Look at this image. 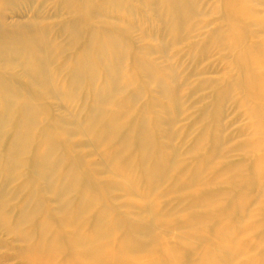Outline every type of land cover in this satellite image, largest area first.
Returning <instances> with one entry per match:
<instances>
[{
    "label": "rangeland",
    "instance_id": "rangeland-1",
    "mask_svg": "<svg viewBox=\"0 0 264 264\" xmlns=\"http://www.w3.org/2000/svg\"><path fill=\"white\" fill-rule=\"evenodd\" d=\"M100 1H101V3H100ZM107 1L108 0H90V1L79 0V1H77L79 4H77L76 0H0V34L2 35V36L0 35V52H1L0 53V76H1L0 77V80H1L0 81V87L3 86L4 84H7V85L9 84V85L17 87V88H22V89H25L33 98H35V101L38 103V117L40 119V121H39L40 125L38 124L36 129L33 131L31 137H32V141H33V134L35 135V133H36V135H37V130L39 129L40 131L38 130V136L40 138L35 135L34 139H35L36 144H34L35 142H33L32 144H29V146L31 147L34 144L35 146L32 148L34 150L37 149L39 152H41V154L39 155V154H37V150L33 151V149L31 150L30 147L28 149L24 148L22 150L23 152L19 155V157L17 156L18 158L16 157L17 159H14L15 161L12 165V168L10 165L7 167H4V166L2 167L0 165L1 166L0 167V181L2 182V183H0L1 191H2V189L7 188L6 194L9 198L11 197L12 199H13L15 194H17V195L22 194L21 197H19V195L15 196L14 200H16L18 198H19V200H16L15 204H13V205H11L12 202L10 203L8 198H7V200L9 202L7 203L6 197H5V200L0 199V202L2 201V203L5 201V203L0 204L1 205L0 206V213L2 214V212H4L0 217L2 218L3 215L7 216V217H4L7 219H8V217H10L8 220H6V219L0 220V224L3 225V226L0 225V264H36L38 262V257L40 258L38 264H42L44 259L41 257L46 256L49 253V252L44 251L46 253H44V255H43V253H41L42 247H43V250H47V249H49V247L51 248V246H52V248L54 249V247H55V250H56V248H58L60 245H62V247L60 246L61 247L60 249L63 248V250H64L65 249L64 246L67 245V243H68L67 247L72 246V245H73V247H76L75 248L76 250L73 248L75 255H73V252L70 251V248L72 250V247H70V248L68 247V248H66V250H64L65 252L63 250H61L60 252L56 251L58 254L64 252L66 255L65 254H63V255L66 257H63V255L59 254L60 257L62 256V258H60V257L58 258L56 255L57 254L56 252L51 253V255L54 256V257H52L49 253L46 256L47 258L45 259L46 260L45 262L48 261L47 263L50 262L49 264H55V263L56 264H70L72 262H75L74 264H78V263L79 264H84V263L85 264H91V263H93V264L97 263L98 264V262L100 264L102 262H103L102 264H107V263L108 264H127L126 261L131 259L132 260V261L130 260L131 264H137L138 263L137 260L139 259V256H140L139 264L143 263L144 259L146 260V264H158L159 262H161V264H165V263L169 264L170 261H171L170 264H178L177 262L181 263V262H183L184 259H185L184 262L181 264H205V262H206V264H210V263H214V262H215L214 264H220V263L221 264H230V263L231 264H264V259H263L264 258V0H186V1L183 0L184 2L182 0H176L175 2H172L173 0H168L169 3H167V1H165V0H161V1L158 0L159 4H157L155 2V4L159 6V7H156V9H154L156 5H153L155 0H147L148 2H144V1L141 2L139 0H130V1L127 0L128 2L121 1V0H109V2H107ZM150 1H153V2L150 4ZM139 2H141V3H139ZM176 2H177V4L175 5ZM119 3H120V5H119ZM146 3H148L150 5H148ZM161 3H162V5H161ZM163 3H165V5H163ZM184 3H186V4H184ZM78 5H80L81 7ZM89 5L92 7H90ZM166 5H167V7H166ZM152 6H154V8H152ZM163 6H165V7H163ZM169 6H171L170 9H169ZM97 7H99V8H97ZM76 8H77V10L75 11ZM174 8H175V10L177 9L176 11H178V14L174 15V13L176 12L175 10L173 11ZM86 9H88V10H86ZM123 9L127 10L128 12H123L124 11ZM153 9L156 11L154 12ZM158 9H160V10L162 9L163 11L162 10L161 11L163 13H160L161 12L160 10L157 11ZM192 9H194L193 15H192V13H193ZM79 11H82V13H80ZM89 11H90V13H89ZM164 11H166L167 16H169V15H172V16L168 17L169 19L168 18L163 19L164 17L160 16V14L161 15L164 14ZM101 12H103V13H101ZM156 12H158V13L156 14ZM184 12H186L187 14H185ZM115 13L116 14L118 13V15H116ZM125 13H127V14H125ZM78 14H79V16H78ZM182 14H184L185 17H187L188 19L185 18L184 15H182ZM83 15H84V17H83ZM103 15H105V16L103 17ZM157 15L160 17H158ZM94 16H95V18H94ZM98 16H101V17H98ZM174 16L176 17V19H173ZM179 16H181V18ZM182 17H184V18H182ZM76 20L80 21L81 23L80 22L77 23ZM169 20H172L171 24H169L170 23ZM70 21H71V23H70ZM73 21H75V22H73ZM87 22H89V23H87ZM167 22H169L168 23L169 25L167 24ZM183 23H185L184 26L180 27L179 24L183 25ZM68 24L70 25V27L67 26L66 29L69 28L70 29V30L68 29L69 31L73 30V28H77L76 31L80 35L79 38H81V40H78V42L82 43V44L81 43L79 44L80 45L79 47L82 51L87 49L90 52L92 50V48L95 47V45L98 46V42L100 43V41H101V44L104 43V45H107L108 41L110 40L109 42L115 43V45H116L114 51L108 50L106 48V46L105 47L103 46V48H100V50L103 49L102 55L103 56L105 55L107 57V59H110L108 61L112 62V63H106L104 65L103 64L100 65V63H98V60H97L98 59L97 55H100V50H99V54H97L99 46L97 48H94L93 52H91L94 60H93V63L90 67L91 69L89 68V70H87V72H88V74L90 72H92V75L94 74L95 76L93 78H91V76H86L87 75L86 74L85 76H83V78H82L83 81L81 80L80 86L77 85V83L79 81L76 80L77 76H76V72L74 71L75 70V63L74 62H76L75 61L76 59H79L76 57L78 55L82 54V51L79 50L78 44H77V47H75V45H76L75 43H77L76 39L75 40L71 39L72 37L69 36V34L73 35V32H71V33H69V31L66 32L65 26ZM88 24L90 25L89 27L84 26V25H88ZM101 25H102V27H101ZM176 26L178 28H176ZM61 27H62V29H64L63 34L60 33V32H62ZM84 27L87 30L89 28V31L85 30L83 32L82 30H84ZM173 27L176 30H174ZM104 28L106 30H108L107 33H105ZM38 29H40L39 32L41 31V29L45 30V32H46V29H47V31L50 34V37H47V36H49V35H46L48 32L45 33L43 30L42 31L44 32V34L42 33L40 36ZM113 30H115V32ZM110 32L112 34H110ZM67 34H68V36H67ZM90 34H91V36L94 34L95 35L99 34L100 38H98V35H97L98 39H95L96 38L95 36L90 37ZM42 35H46V36H42ZM31 36H32V38H31ZM107 36L110 37V39L108 41H107ZM120 36H122V37H120ZM86 37H87V39H86ZM89 37H90V39H89ZM130 37H132V39ZM118 38H119V40H118ZM120 38L122 40H120ZM24 39H25V42H24ZM32 39L38 41V43L41 42V45L43 46V47H40V45H39V48L37 49V52H38L36 54L38 57L37 59H39V58L41 59L42 57L45 56V54H42V53H44L45 50L47 51L46 56H45L46 59L50 60L49 58L51 56L50 61H47L44 57V59L47 62V64L45 62V65L43 64L44 66L42 67V71L46 72V76H44V78L37 77L34 74L32 67H30L31 69L28 68L29 66L27 67L28 58L30 59L31 55L36 53L35 48H34V44L36 41L33 42ZM43 39H45V40L43 41V44H42ZM51 39L53 40L52 44L50 42V41H52ZM126 39H128V40L130 39V40L128 42H126L127 41ZM46 40L49 43H47ZM54 40H55V42H54ZM73 40H74V43H72ZM84 40H85V42H82ZM96 40H97V42H96ZM124 40L126 43H128L127 44L128 46L126 45V43H124ZM3 41H4V43H3ZM130 41H131V43H130ZM21 42H22V44H21ZM69 42H71L70 45H68ZM86 42H88V43H86ZM89 42H93L94 44H92V45H94V47L92 45H90ZM45 43H46V45H50L51 48L54 47V43H55V46H57V48H58L59 56L57 55V57H56V55H55L57 48H55L56 49L55 51L49 49L50 47L45 49L44 48ZM72 44H73V46H71ZM121 44H122V46H121ZM131 44H133V45H131ZM88 45H90V46H88ZM70 46H71V49H70ZM81 46H82V48H81ZM4 47H6V48H4ZM74 47H75L76 52H74V50H73ZM132 47H134V49H132ZM1 49L3 51H5V53L2 52ZM22 49H23V51L21 53ZM40 49L42 50V53L40 52L41 51ZM52 49H54V48H52ZM95 49H97L96 52H95ZM128 49H129V51L130 50L134 51L132 53L133 55H129ZM49 50L54 51V54H52L53 52H50ZM72 50L74 52L73 54H72ZM13 51H14V53H13ZM48 51H49V53H48ZM120 51L122 53L121 54L122 56L119 55ZM62 53H63V56L65 58H62ZM76 53H78V54L76 55ZM126 53L129 55V57L132 56V57H130V59L132 58L131 61H133V62L128 61L129 57L125 56ZM138 53H141V54H138ZM41 54H42V57H41ZM109 54L112 55L113 57L107 56ZM74 55H76V57ZM137 55L140 57L138 58ZM34 56H35V54H34ZM117 56H119V57H117ZM70 57L71 58L75 57L74 60L73 59L71 60V61H73V62H71V64L74 63L73 64L74 67L72 65L69 66L70 60L68 61V58L71 59ZM78 57H80V56H78ZM58 58L60 59V61L58 60ZM66 58H67V61H66ZM15 59H17V60H15ZM12 60H15L16 62H12ZM19 60L21 61V63H23L22 65H21V63L19 64ZM51 61H53V62H51ZM64 61L66 62V64L64 63ZM125 62H127V65ZM137 62H139V63H137ZM148 62L151 63L150 64L151 66L149 65ZM58 63H60V64L62 63V65H61L62 68L60 66H59V68H57ZM97 63H98V65H97ZM51 64H53V65H51ZM121 64H122V66H121ZM46 65H48V67ZM124 65H126V66L124 67ZM156 65H157V67H155ZM67 66H69V69H70L69 71L72 70L73 74L68 71ZM106 66H110V67L114 68L116 70L117 75H114V74L112 75L110 73V71L108 72V69L110 70V67L107 68ZM127 66H128V69H127ZM135 66L137 68H135ZM26 67L28 68V70H26L27 69ZM72 67H73V69H72ZM98 67H100V69ZM153 67H155V69ZM93 68H94V71H93ZM101 68L103 70H101ZM51 69H53V70H51ZM135 70H136V72H135ZM25 71H27V72H25ZM162 71H164V72L162 73ZM28 72H30V73H28ZM59 72H61V73H59ZM95 72H97V73L95 74ZM99 72L102 73V75L100 73V78H101L100 83H98L99 82V74H98ZM156 72H158V74ZM159 72H161V73H159ZM51 73H52V75H51ZM103 73L107 76L103 75ZM124 73H127V74H124ZM129 73H131V74L129 75ZM132 73L133 74L137 73L138 75L140 74L139 76L141 78V81L138 82L137 79L140 80V78L139 77L136 78L137 74H134L136 77H133L134 75ZM155 73L157 74V76L155 75ZM160 74H162V76H163V74H165L164 79L166 81H164V82L166 83L167 87L169 86V89L165 87V83L163 82V80H161V79H163V77L161 78ZM60 76L61 77L63 76V77L61 78ZM59 77H60V82H58ZM72 77H73V79H71ZM103 77L107 78L108 82L107 83L103 82V83H106V85H108L109 88L105 84H101ZM108 77L111 80H109ZM131 77H132V79H131ZM127 78H129V80L125 81ZM9 79L12 80V82ZM134 79L138 82V84H136L137 82ZM86 80H87V82H86ZM112 80H113V82H112ZM142 80H143V82H142ZM159 80H160V82H159ZM61 81L63 84L61 83ZM92 81H95V87L98 89L105 90V88H106L107 91L109 89V91L115 90V92H116V93H114L115 96L113 95L114 99L113 98L111 99V102L109 105V109H110L109 111H111V113H106L105 114L106 116L104 115V116H102L101 119H98L99 121L96 119V117H93V115H94L93 113L89 112L92 109V104H90V101L92 103L93 97L91 96L90 93H88V91L84 92L82 87H81V84L85 83L84 85L82 84L83 87L84 88L86 87L85 90H89L90 84H92L91 83ZM103 81H106V79H103ZM110 81H111V83H110ZM66 82H67V84H66ZM69 82H71V84ZM140 82H141V85L139 86ZM144 82H146V84L150 87H147V85ZM108 83L112 84V86L109 85ZM132 83H133V85H132ZM98 84H101V86L99 87ZM135 84H136V86H135ZM68 85H70L69 86L70 88H68ZM126 85L128 86V89H127ZM133 86L136 87V89H134ZM137 86L140 89H138ZM141 86H143L144 89ZM57 87H58V89H56ZM130 88H132V89L130 90ZM71 89H73L74 91ZM142 89H143V92L145 90L147 91V92L145 91L146 96L148 95L147 97L145 95L141 94ZM70 90H71V92H70ZM126 90L128 92H126ZM132 90L135 91V93ZM139 90H140V92H139ZM167 90L169 92H167ZM171 91L173 92V93H171L172 97L170 94ZM86 93H88V95L90 96L89 100H88V95ZM77 95L79 97H77ZM122 95L125 96V98H120ZM73 96L75 97L74 100H76L75 106L73 105L74 104L73 103V101H74ZM128 96H130V97H128ZM164 96H165V98H164ZM0 97H2V96L0 95ZM82 97H83V99H82ZM131 97L133 99H131ZM149 97H150V99L148 101ZM76 98L77 99L81 98V99H79L81 101H78ZM90 98H91V100H90ZM128 98H129V100H127ZM174 98H176V99H174ZM42 99H43V102H42ZM119 99H121V100H119ZM142 99L143 100L147 99L146 102L147 101L148 102L147 103L143 102ZM82 100L83 101L86 100L88 103L85 101L83 102ZM155 100H156V102H155ZM78 102H80L82 105ZM134 102H136V104ZM154 102H155V104H154ZM77 103L79 105H77ZM85 103H87L88 105H85ZM157 103H160L159 104L160 106ZM161 103H163L164 105ZM45 104H46V106L44 108L43 105H45ZM89 104L91 105V107ZM111 105H113V107ZM161 105L163 106V108H160ZM47 106L51 109L47 108ZM134 106H136L138 109H136ZM141 106H142V108H141ZM76 108H79V109H77V112H74V111H76ZM126 108H127V110H126ZM81 109H82V111H80ZM115 109H116V111H115ZM41 110H43L42 113H41ZM134 110H137V112L135 111V114L137 116H135L134 112H132ZM45 111L49 112L50 114L49 113L46 114ZM83 112H84V114H83ZM112 112L113 113L116 112V113H114V115H112L113 114ZM150 112H152V115ZM13 114L14 115H12V113H11V115H10V113H9V115H6V116H2L0 114V138H1L0 144L3 142L4 137L8 136V139H9V141H8V139L5 138L4 143H2L0 146L1 147L0 151L2 152L1 153L2 156L0 154V158H1V160L3 158L2 164L6 163V162H4V159H6L7 154H8L9 148H6L7 146H9L8 142H11L10 140H12L13 137H16V126H17L16 120L18 119V116L19 117L22 116V113H13ZM81 114H83L84 118H83V116L79 117V116H81ZM154 114H155V116H154ZM48 115H50L51 120L49 119L50 117H48ZM131 115H133V116H131ZM141 115H142V117H141ZM44 116H47V117H44ZM112 116H114L115 119ZM137 117H139V120L137 119ZM80 118H82V119L80 120ZM131 118H133L134 121ZM60 119L64 120V121H61ZM46 120H48V121H46ZM127 120L130 122L131 121L134 122V124L127 123ZM105 121L107 123H105ZM50 122H52V123L50 124ZM59 122H61V123H59ZM67 122H70L71 124H69ZM87 122H88V124H87ZM135 122L138 125H140L139 126L140 128L138 127V125H136ZM138 122H140V123H138ZM99 123H100V125H99ZM145 123H146V126H145ZM90 124H91V126L88 127ZM102 124H104L105 126L103 125L101 128ZM41 125L43 126L42 128H41ZM58 125H62V126H58ZM70 125H71V127H70ZM121 125H123L124 128H127L126 125H130L128 127L129 129H126V130H128L129 133H127L126 130L123 131L124 128H122L123 126H121ZM141 125L145 126V127H142ZM152 125H154L155 128L151 127ZM61 127L63 129H61ZM65 127H67V128H65ZM103 127H106V128H103ZM130 127H132V128L130 129ZM120 128H122V129H120ZM119 129L122 131H120ZM152 130H153V133H152ZM144 131H147V132H144ZM12 132L14 135L12 134ZM92 132H93V134H92ZM103 132L105 133V135L103 134ZM122 132L123 133L125 132V133L123 134ZM132 132H136L137 135H136V133H132ZM8 133L9 134L11 133V135H13V136L8 135ZM60 133H62V134H60ZM121 133L123 136H121V138H120L119 136ZM115 134H117L119 136H117ZM127 134L129 136H127ZM132 134H133V136H132ZM153 134H154V136H153ZM92 135H93V137L91 138ZM124 135H125V137H124ZM134 135H136L137 137H134ZM42 136L47 139V142L44 143L43 148L41 145V144H43V143H41ZM141 136H142V138H140ZM151 136H153L152 139H151ZM123 137H124V140H125V138H126V140L128 139L127 143L125 141L123 142ZM148 137H150L151 142L148 140ZM118 138H120L121 140ZM146 138H147V141H146ZM163 138H165V139H163ZM38 139L40 140V142ZM50 139H51V141L48 142V140H50ZM139 139H142V140H139ZM143 139H144V141H143ZM5 140L8 142H6ZM37 140L39 143L37 142ZM55 140H56V142L54 143ZM129 140L131 141L132 145L130 144ZM114 141H115V143H113ZM135 141L136 142L138 141L137 144H139L140 147H138L139 145H137L136 143H135L136 145H134ZM140 141H142V142H140ZM122 142L124 144H122ZM154 142H156V143H154ZM112 143L115 146H113ZM37 144L41 145V146H39L40 148L37 147ZM111 145L113 147H111V149L108 148ZM124 145H126V146H124ZM215 145H216V147H215ZM116 146H117L118 151H116ZM118 146H119V148H118ZM123 146L125 147V149H122V148H124ZM134 146H136L135 149L138 151H135ZM145 146H147V148ZM151 147H153V148H151ZM5 148H6V150H5ZM52 148H53V150H52ZM128 148L129 149L133 148V149L129 150ZM63 149H64V151H62ZM106 149H107V151H106ZM126 149H127V151H126ZM195 149H196V151H195ZM26 150H27L28 154L32 151V153H31L32 155H34V152H35V154L37 156H43V153H44L45 154L44 157L47 156L49 158L48 159V162H49L48 166L50 168V172H51L50 174L52 176L50 181H47V182L42 181L41 179L36 177V175H35L36 173H35V169H34V163L36 162V160H32L30 158V157H32V156H30L31 154L29 155L30 156L29 157L27 153H24ZM28 150L30 152H28ZM111 150L112 151L115 150L116 154L114 155V151L112 152ZM216 150H217V152H216ZM5 151H7V152H5ZM118 152L121 156L118 154ZM126 152H127V154H126ZM129 152H130V155L128 154ZM139 152H141V153L138 155ZM157 152H158V154H157ZM59 153H60V155H59ZM133 153H136V156H135V154L133 155ZM165 153H166V155H165ZM213 153H214V155H213ZM23 154L24 155L26 154L27 157L23 156ZM64 154L70 158L68 159V157L65 156ZM173 154L177 157H175ZM208 154H209V156H207ZM76 155L79 156L80 158L77 157ZM124 155L125 156L127 155L130 158L127 157L125 159ZM159 155H160V157H158ZM205 155H206V157H205ZM146 156H147V158H146ZM169 156H171V157H169ZM24 157L28 158L27 159L28 161H30L29 160V158H30L31 164L29 162L26 163L27 162L26 158L24 159L26 162H24V163L21 162L22 158H24ZM173 157L175 158L174 160H173ZM202 157L205 159L204 162L201 161V159L203 160ZM32 158L36 159V156L35 157L33 156ZM142 158H143V160H142ZM197 158L199 160H197ZM72 159H73V161H72ZM121 159L123 160L122 162H126V163H122ZM147 159H149V160H147ZM125 160H127V161H125ZM139 160H140V162L143 163V165H142V163L139 162ZM170 160H172V162H174V163H172V162L170 163ZM196 160L202 166L197 163L199 165L198 166L196 164ZM51 161H52V163H51ZM71 161L73 163H71ZM177 161H178V163H177ZM179 161H180V163H179ZM79 162L83 163V164L77 165V164H79ZM151 162L152 163L154 162L153 165ZM21 163H23V164H21ZM117 163H120L125 167L123 168L120 164H118L122 168V170H120L121 168L120 169L118 168L119 166L117 165ZM194 163L196 165H193ZM24 164H25V166H24ZM66 164H68V165H66ZM32 165H33V167H32ZM192 165L195 166V168L194 167L191 168ZM30 166L33 168V170L31 169ZM74 166H75V168H74ZM78 166H80V168ZM178 166H179V168L180 167H182V168L179 169ZM188 166H189V168H188ZM64 167H66V169ZM172 167H173V169L171 170ZM21 169L22 170L26 169V171L23 170L25 173H30L29 169H31L30 171H32V172L29 175L25 174V173L21 174V172L23 173V171H21V172L19 171ZM168 170H169V172H168ZM72 171H73V173L71 174ZM85 171H87V172H85ZM221 171H224V174ZM16 172L20 173L21 176L18 173H17L18 174L17 175ZM81 172H83L84 174ZM121 172H122V174H121ZM78 173H79V175H78ZM88 173H89V175L90 174L91 175L88 176ZM152 173H154V175ZM156 173H157V175H156ZM13 174H15L16 176H14L12 178ZM73 174H74V176H73ZM159 174H160V176H159ZM176 174H177V176H175ZM187 174H189L188 177L190 176L191 178L192 177L193 178L197 177V178L196 179L192 178L193 179L192 180L189 177L192 180L190 182V179L187 177ZM215 174H216V176H215ZM227 174H228V176H227ZM9 175H10V178H9ZM26 175H28V176H26ZM59 175H61V176H59ZM82 175L83 176L86 175L83 178L84 180L81 179ZM170 175H173V176L171 177ZM1 176H2V178H1ZM23 176L25 179H23ZM31 176H32V178H31ZM56 176L60 177L61 179L56 181L58 179V177L56 178ZM68 176H71L72 179ZM169 176L173 179L171 180V178ZM202 176L208 177V178L204 177L205 179H209L211 177L209 182L206 180L208 183L206 187L204 185V184H206V181ZM17 177L18 178L20 177L19 180L21 179L20 180L21 185L18 183L19 180H18V182H16ZM185 177L188 178V180L185 179ZM14 178L16 181L14 180ZM28 178H29V180H28ZM68 178L70 179V181L72 180L71 183H69L70 181ZM79 178L83 181H85V179L88 178L84 182L86 184L83 185L86 188L82 186L83 181H82V183H80L81 180ZM129 178H131V179H129ZM30 179H32V180H30ZM52 179H54V180H52ZM108 179H110V181ZM180 179L183 180V182L180 181ZM198 179H199V181H197ZM202 179H204L205 183L202 181ZM231 179H232V181H231ZM9 180L11 181V183L8 182ZM33 180H35L34 182H36V183L32 182ZM60 180H63L62 184L63 185L65 184L64 187L61 184ZM78 180H79V182H78ZM91 180L93 182L92 185H91V183H92ZM107 180L110 183L106 184V182H108ZM225 180L227 181V183L232 182V186H230L231 185L230 183L228 185ZM140 181H142V183ZM214 181H215V183L212 185V183ZM30 182H32V184H30ZM49 182L52 185L51 184L49 185ZM115 182H118V184ZM27 183H29V185H28L29 188L27 186ZM37 183H39L43 188H41V186H39V184L36 185ZM46 183H47V186H46ZM57 183L59 184V186L57 185ZM110 184H112V186ZM113 184H114V187H113ZM119 184L122 186H119ZM176 184H177V186H179V184H180V186L176 187ZM185 184H187V185L185 186ZM19 185L22 187L24 186L27 190L25 188H24L25 190H22L23 188L20 187ZM69 185L71 186V188H70L71 191L70 190L65 191L66 187L67 188L70 187ZM77 185H80V186H78L79 188L82 186L81 188H83V189H81V188L77 189L76 188ZM214 185L217 188H213V187H215ZM35 186H37L38 189L35 188ZM73 186H74V188H72ZM104 186H106L105 189L103 188ZM117 186H119V187H117ZM53 187L55 189L57 188V190L55 191L53 189ZM90 187L91 188L93 187L92 188V194H91V190H90L91 188ZM109 187L110 188L112 187L113 190L110 189ZM188 187H189L190 191H188L189 190ZM33 188H35L34 189L35 192L32 191ZM40 188L42 189V191H39V190H41ZM117 188H118V190H117ZM176 188H178V190H179L178 192H177ZM202 188H203V190H202ZM17 189L19 190V192ZM99 189H101V190H99ZM122 189L124 190V192L126 190V192H128V193H126V192L124 193ZM180 189H181V191H180ZM15 190H16V193H15ZM21 190H22V192H21ZM148 190H149V192H148ZM12 191H14L13 192L14 194H11ZM23 191H25L24 194H23ZM31 191L34 192V194ZM79 191H80L81 195L80 194L77 195V193H79ZM96 191H97V193H96ZM98 191H100V193H102L105 196H101L102 194L100 195V193H98ZM103 191H105V192H103ZM196 191H198V192H196ZM5 192L4 193L2 192V193L5 194ZM60 192L62 195L60 194ZM195 192H196V194L194 195L193 193H195ZM28 193H29V196L27 195ZM63 193H65L64 195L66 197H63L64 196ZM72 193H73V195H72ZM74 193H76L77 198H76V196H74L75 195ZM211 193L213 194V198H210V197H212ZM9 194H11V196H9ZM36 194H38V195L36 196ZM88 194H91V195L97 197V198H94L95 199L94 205L92 206V208L90 210H89V208H87L88 210L85 209L88 201L91 198V195H90V198L87 199V197H89ZM0 195H2V194H0ZM26 195H27L28 199H26ZM68 195H70V196H68ZM201 195H202V197H205V198H200ZM217 195H220L222 199L218 198L220 196H217ZM4 196L3 197L1 196V197L4 198ZM33 196H36L35 202L33 200L34 199ZM55 196H57V200L60 199L61 202L64 199H66L63 201V203H65V204L58 202L60 205H57L56 204L57 200H56ZM207 196H210V197H207ZM69 197L71 200H69ZM214 197H216V198H214ZM11 198H10V200H12ZM37 198H39V200ZM52 198L53 199L55 198V201H51ZM73 198H76L77 202ZM101 198L105 199V201L101 202V200H100ZM209 198H210V200L214 199V201L211 202L212 203L211 204V206H212L211 211L214 212L215 215L217 214L216 217H215V215H213V213L209 212L210 211L209 208L211 207L210 205H208V203L210 204V200H208ZM29 199L33 200V201L31 202ZM72 199L75 201H73ZM106 199L109 201V203L113 201L112 203L114 204V206L116 208L113 206L112 203H111L112 205L108 204V201H106ZM193 199L195 201L197 200L196 201L197 203H200V202L201 203L196 205L197 206L196 207L195 201ZM217 199H218V201H221L222 204L224 205V206L222 205V207H226L227 204H228V206L225 209L223 208V210H222V208H220V210H219V208H217L216 209L217 211L216 210L213 211V209L220 206L219 204H221V202H218V201L216 202ZM40 200H41V202L44 203V204L42 203L43 206L40 205V203H39ZM67 200H69V202ZM205 200L208 202H206ZM23 201H26V202H23ZM71 201H73V203H71ZM67 202H68V204H67ZM133 202L135 205L133 204ZM179 202H180V204H179ZM13 203H14V201H13ZM20 203H22V204H20ZM34 203H36V204L39 203V205L34 206ZM75 203H77V204H75ZM213 203L217 204V206H215L216 204L214 205L215 208H213L214 207ZM225 203H226V205H225ZM6 204H10L6 208L8 211L7 210L3 211L2 210V209H4L3 206L4 207L7 206ZM61 204H62L61 209H57L58 207L61 206ZM72 204L75 205V208H74V205H72ZM100 204L102 205V207H100ZM63 205L66 206L67 210H69V206L72 205V207L70 208L71 212H70V210H69V212H67V210L63 207ZM151 205H153V207H148ZM189 205H190V207H189ZM199 205H200V207H198ZM204 205L206 206L205 208H204ZM37 206H40V207H37ZM97 206L101 209H99ZM19 207H21V210H22L21 213L19 211L20 209H18ZM26 207L28 208V211L30 209L32 210V211L30 210L28 212L30 214V215L29 214L28 215L32 216V217H29L28 215H25L26 217L24 216L23 212L25 214H27L25 211V210H27ZM81 207H83V209ZM135 207H137V208H135ZM40 208H41V211L45 208L46 212L44 210L43 211L45 213L41 212L39 210ZM72 208H74V209H72ZM79 209L83 211L82 215H81V211L79 213ZM92 209L94 211H92ZM98 209H99V211H98ZM107 209L110 210V214H111V212H113V210L115 212L117 211V213L119 214L118 215L116 213L117 215H115L114 212L112 213L113 217L117 216L116 219L113 218L112 216H110V218H113L112 220H113L114 224H115L114 220H116V222H117L116 224L119 225V226L118 225L116 226V227H118V231L121 232V233L119 232V235L121 234V235H123V237H125L126 232L128 231V229L130 227H138L139 226V228H141L140 226H142L144 223L148 222V224H151V226H153L154 229H156L154 231L159 232L158 235H160V234L163 235V236L160 235L162 238L160 236H157V232H155L156 234L153 232L154 234L152 236V240H150L151 242L147 241V246L143 247L142 250H139L140 253L138 251V253L135 254L136 255L135 257L137 259L135 257H133L134 259L124 258L123 260H120L118 263H116L115 261H110V259L113 257V255L111 256V254H112L111 249L115 246L116 243H112V240L108 241V242H106V241H99V242L95 241L94 242L93 240H91L92 235L94 233H95L94 235H96L98 232L97 230L99 227V225H98L99 218L100 217L104 218V216H107V218H108V216L110 215L108 213ZM10 210H12L13 213ZM57 210H58V212H61L64 215H62L61 213H60L61 214L60 215L57 212ZM14 211H15V213H14ZM62 211H65V212H62ZM72 211H74V214ZM76 211H77V214H75ZM95 211H98L100 213L95 212ZM47 212H49V213H47ZM140 212H142L144 216L142 214H140ZM11 213H12L11 216L13 218L10 216ZM35 213H36V215L34 216ZM46 213L49 215V217L47 216ZM52 213H53V215H52ZM66 213H69V214H66ZM78 213H79V215H78ZM134 213H137V215ZM18 214H19V217L21 215V218L18 217ZM42 214L44 216L46 215L44 219L41 218V216L44 217ZM122 214H123V216H121ZM138 214L141 215L142 217L139 216ZM153 214L155 216L157 215L156 218H155V216H153ZM202 214L207 215V217L203 216ZM208 214H210V215H208ZM54 215H55V218L56 217H60V218L55 219V218H53ZM68 215H70V218L68 217ZM131 215L133 218H131ZM159 215L161 218L159 217ZM194 215L196 216V218L198 217L197 215L202 216V219H204V221L201 219V217H199L197 219L194 218ZM27 216L29 217V219L35 217L32 219V222L30 223L32 226L31 225L29 226ZM37 216H39V218ZM73 216H75L74 218L76 220L73 218ZM79 216H81L80 220L78 218ZM89 216H90V218H88ZM96 216L98 218H96ZM119 216H121L125 222L119 221V220H122L121 217H120L121 219H118ZM135 216L136 217L139 216L141 218V220H140V218L138 219V217L136 218ZM190 216H193V217H190ZM50 217H52V219H50L51 222L52 223L54 222L53 225L55 224L54 226H52V228L55 227L56 229L55 228L52 229L51 224L49 225L50 228L52 230H55L56 233H58L57 232V230H58L59 234H60V232L62 235L64 234V237L67 236L66 237L67 239H66L63 236H61V234H60L61 237L59 236L58 239H61V243L59 242L60 240L56 239L57 236H54L53 238L51 237L52 233H53V235H59V234H56V233L54 234L55 231L51 232L52 230L50 229L51 230L50 231L47 228L48 225H47V227H45L46 223L44 220L47 218H50ZM65 217L68 220L64 219ZM187 217L191 218L190 222H187L190 220ZM16 218H19L21 220L23 219L22 224L24 223V228L23 227L21 228V226H23L22 224L18 225L19 227L17 226V224H19L20 220L18 221ZM84 218H87L86 221L91 219L92 220V221L90 220L91 224H89V221H88L87 222L88 226H87V223H85L86 224L85 225L84 222L81 221ZM147 218H149L150 220ZM193 218H194V220L197 221V224H194L196 226L192 225L194 222L192 220ZM10 219H12V220H10ZM14 219H16V220L14 221ZM58 219H59V222H56L55 220H58ZM146 219H147V221H146ZM184 219H185V221H184ZM5 220L8 222H6ZM74 220H75V222H74ZM13 221H14V223H13ZM46 221H48V220H46ZM96 221H98V222H96ZM105 221H106V218H104V221L101 223L100 226H102L103 224L107 226L109 224V226L112 227L113 224H111V221H109V220H107L108 222L107 221L105 222ZM182 221H184V222H182ZM16 222H17V224H16ZM70 222H72V223H70ZM121 222L126 223L125 226H123V223H121ZM156 222L160 225L162 222L163 225H161V226L162 227L165 226V228H162L161 226H160V228L165 229V230H163V231H162V229L158 230L157 229L158 226L155 227V224L158 225ZM186 222L188 224H186ZM201 222H203V223H201ZM205 222H206V224H205L206 228L203 229L204 227H202L201 225H203ZM210 222H211V224H209ZM9 223H10V225H9ZM37 223L40 226H38ZM47 223L49 224V222H47ZM68 223L71 224L70 225L71 227L68 226ZM189 223H191V226L189 225ZM35 224L37 225L38 229H36L37 227ZM60 224H63V225L61 226ZM13 225H14V227H10V228L8 227V226H13ZM95 225H96V227H95ZM4 226H6V227H4ZM192 226L195 228H193ZM25 227H27V228H25ZM57 227H59V228H57ZM60 227H62L63 230ZM87 227L91 228L90 231L91 230L93 231V232L91 231L92 235L87 232V230H88ZM92 227L93 228L95 227L97 229L94 228L95 230H93ZM124 227L125 228L127 227L125 230L126 232H123ZM180 227H182V228H180ZM196 227H198V228H196ZM13 228H14L15 232L11 230ZM16 228H17V230H16ZM76 228H78L77 234L75 232V231H77V230H75ZM18 229H19V232H21V230H22V233H20V234L24 233L23 237H22V235L16 236V234L18 233L16 231H18ZM26 229L27 230L31 229V231L33 229V232H31L30 230L27 231ZM41 229L43 230L44 233H42ZM84 229H86V231ZM206 229H208V230H206ZM24 230H26L27 232ZM64 230L68 231V233H66L68 235L65 236ZM168 230H169V232H167ZM171 230L174 233H172ZM47 231L51 232V233L48 234ZM69 231H71V233H69ZM82 231L84 233L87 232V235H85V234L83 235L84 238L81 235V233H83ZM107 231H108V229H107ZM164 231H166V232H164ZM10 232H12L13 234H11ZM30 232L33 233L35 235V237H33L34 235L31 234ZM193 232H195V233H193ZM207 232H210V233H208L209 235H206ZM28 233H30L29 238L32 237V241L27 239L28 236L26 238V235ZM198 233H201V235ZM42 234L44 236H42ZM70 234L73 235V236H71L73 238H68V237H70ZM88 234L91 236V238ZM139 234L140 233H137V234L135 233L134 236L138 237ZM166 234H168V235H166ZM121 235H120L121 238L120 237L117 239L114 238L115 242H116V240H118L117 244H116L117 247L119 244H121V239H123V237ZM217 235L218 236L221 235V236L218 237ZM47 236H49L50 239L49 238L45 239ZM118 236H116V237H118ZM156 236L160 237L161 239L156 238ZM170 236L171 237L175 236L178 239H176V238L169 239ZM206 236H208V237H206ZM87 237H89V239H87ZM154 237L156 238L155 241H153ZM35 238H37V240L41 238L40 240L45 239L46 241L49 240L51 242L53 240L54 243L57 240V243H55V244L50 243L49 244L44 240L37 242V240ZM62 238H63V240H66V241L63 242ZM74 238H76V240L78 239V241L74 240ZM187 238H188V240H187ZM220 238H222V239H220ZM85 239H86V241H84ZM162 239H163V241H162ZM179 239H180V241L183 242V244H182V242L179 241ZM219 239L221 240L220 243H219ZM73 240H74V243L71 245V242H73ZM88 240H89V242H88ZM25 241H28V243L27 242L25 243ZM41 242L43 244L42 247L40 246ZM45 242H46V244H45ZM109 242H111V243H109ZM81 243L83 244V246L82 245L80 246ZM96 243L99 244L98 249H97V245H95ZM107 243H108V246L106 247L105 244H107ZM27 244L30 245V247ZM58 244H60V245L58 246ZM180 244L183 246H181ZM34 245H36V246L34 247ZM46 245H48V246H46ZM104 245H105V247H104ZM37 246L38 247L40 246V247L38 248ZM172 246L176 247V248H174L175 250L174 249L172 250V248H173ZM102 247H104L106 254H105V251H103ZM154 247H156V248H154ZM33 248L35 250L39 249L41 251H39V250L35 251V250H33ZM88 248H89L90 252H88L89 251V250H87ZM114 248H116V247H114ZM152 248H153V250H152ZM219 248L220 249L222 248V249L220 250ZM223 248L224 249L226 248L225 252H224ZM53 249H50V250H52V252H53ZM67 249H69V250L67 251ZM144 249L146 250V252L147 251L148 252L145 253ZM162 249H168V250L171 249L170 251H176L177 250L176 252L179 253V259H177L178 257L174 255V252H173L174 257L172 255L169 256V254L165 255V257H164V255H160L161 254L160 250H162ZM150 250H152L153 252L152 251L150 252ZM69 251H70V253L72 252V254H71L72 257L68 256ZM108 251H110L109 253H111V254H109ZM39 252H40V255H39ZM66 252L68 253V255ZM76 252H78V253L76 254ZM86 252H88L89 255ZM35 253H36V255H35ZM93 253L95 256H93ZM182 253H183V255H188V254L189 255L185 256L186 258L183 256L184 258L182 259V261H180V259L182 258V257H180ZM214 253L216 255H214ZM221 253H224V256H220V255H222ZM226 253H228V256L226 255ZM41 254H42V256H41ZM99 254L100 255L102 254L101 255L102 258L103 257H107V258H103L104 260L102 258H100L101 259L100 260ZM156 254H157V256H156ZM32 255H34V256L38 255V256L34 258V256H32ZM49 255H50V258L48 257ZM77 255H82V256H77ZM85 255L86 256L91 255L92 258L87 257V259H86ZM96 255H97V257H96ZM176 255H178V254H176ZM217 255L220 257L218 258ZM55 256L57 258H55ZM158 257L162 260H160ZM175 257L178 261L175 260ZM226 257H228V259H226ZM229 257H231L233 259L230 258L231 259L230 260ZM52 258H54V259L52 260ZM83 259H85L86 262ZM157 259H159V260H157ZM163 259L166 262H164ZM51 260H52V262H51ZM56 260L58 262H56ZM70 260H74V261H70ZM92 260L93 261L96 260V262H92ZM203 260H204V263H203ZM109 261H110V263H109ZM133 261H135V263ZM157 261H159V262H157ZM230 261H232V262H230ZM128 264H130V263H128Z\"/></svg>",
    "mask_w": 264,
    "mask_h": 264
},
{
    "label": "bare ground",
    "instance_id": "bare-ground-1",
    "mask_svg": "<svg viewBox=\"0 0 264 264\" xmlns=\"http://www.w3.org/2000/svg\"><path fill=\"white\" fill-rule=\"evenodd\" d=\"M77 1H79V0H76V2H77ZM83 1H84V0H83ZM87 1H90V0H87ZM121 1H126V2H128L127 0H121ZM129 1H130V0H129ZM139 1H141V2H143V1H144V2H148L147 0H139ZM159 1H161V0H159ZM159 1H158V0H155L154 3H153V5H156L155 2H156L157 4H159ZM165 1H167V3H169L168 0H165ZM175 1H176V0H173L172 2H175ZM182 1H183V0H182ZM184 1H186V0H184ZM184 1H183V2H184ZM102 2H103V1H102ZM107 2H109V0H108ZM141 2H139V3H141ZM152 2H153V1H150V4H151ZM162 2H163V1H162ZM86 3H87V2H86ZM100 3H101V1H100ZM77 4H79V3L77 2ZM82 4H83V3H82ZM91 4H92V3H91ZM146 4H148V3H146ZM150 4H148V5H150ZM176 4H177V2L175 3V5H176ZM184 4H186V3H184ZM188 4H189V3H188ZM85 5H86V4H85ZM107 5H108V4H107ZM114 5H115V4H114ZM119 5H120V3H119ZM148 5H147V6H148ZM161 5H162V3H161ZM161 5H160V6H161ZM163 5H165V3H163ZM168 5H169V4H168ZM191 5H192V4H191ZM191 5H190V6H191ZM78 6H80V5H78ZM89 6H90V5H89ZM183 6H184V5H183ZM80 7H81V6H80ZM80 7H79V8H80ZM90 7H92V6H90ZM156 7H159V6L156 5L155 8H154V6H152V8H154V9H156ZM163 7H165V6H163ZM166 7H167V5H166ZM170 7H171V6H169V9H170ZM172 7H173V6H172ZM186 7H187V6H186ZM97 8H99V7H97ZM101 8H102V7H101ZM160 8H161V7H160ZM176 8H177V7H176ZM182 8H183V7H182ZM92 9H93V8H92ZM106 9H107V8H106ZM106 9H105V10H106ZM124 9H125V8H124ZM124 9H123V10H124ZM154 9H153V10H154ZM180 9H181V8H180ZM185 9H186V8H185ZM76 10H77V8L75 9V11H76ZM86 10H88V9H86ZM89 10H90V9H89ZM97 10H98V9H97ZM103 10H104V9H103ZM159 10H160V9H158L157 11H159ZM161 10H162V9H161ZM161 10H160V11H161ZM174 10H175V8L173 9V11H174ZM176 10H177V9H176ZM176 10H175V11H176ZM178 10H179V9H178ZM187 10H188V9H187ZM189 10H190V9H189ZM91 11H92V10H91ZM94 11H95V10H94ZM110 11H111V10H110ZM112 11H113V10H112ZM155 11H156V10H154V12H155ZM162 11H163V10H162ZM162 11H161L160 13H163ZM192 11H193V13H192L191 11H190V12H191L192 15H193V14H194V9H192ZM79 12L82 13V11H79ZM123 12H128V11H127V10H124ZM176 12H177V13H176ZM176 12L174 13V15H175V14H178V11H176ZM80 13H79V14H80ZM89 13H90V11H89ZM92 13H93V12H92ZM92 13H91V14H92ZM98 13H99V12H98ZM98 13H97V14H98ZM101 13H103V12H101ZM104 13H105V12H104ZM157 13H158V12H156V14H157ZM184 13L187 14L186 12H184ZM79 14H78V16H79ZM99 14H100V13H99ZM99 14H98V15H99ZM106 14H107V13H106ZM106 14H105V15H106ZM115 14H116V13H115ZM125 14H127V13H125ZM170 14H171V13H170ZM95 15H96V14H95ZM100 15H101V14H100ZM105 15H103V17H104ZM116 15H118V13H117ZM128 15H129V14H128ZM168 15H169V14H168ZM182 15H184V14H182ZM188 15H189V14H188ZM188 15H187V16H188ZM126 16H127V15H126ZM126 16H125V17H126ZM157 16H158V15H157ZM160 16H163L164 18H163V17H162V18L165 19V18L171 17L172 15L167 16L166 11H164V14H162V15L160 14ZM160 16H158V17H160ZM166 16H167V17H166ZM83 17H84V15H83ZM89 17H90V16H89ZM96 17H97V16H96ZM98 17H101V16H98ZM179 17L181 18V16H179ZM184 17H185V15H184ZM184 17H182V18H184ZM188 17H189V16H188ZM94 18H95V16H94ZM106 18H107V17H106ZM109 18H110V17H109ZM122 18H123V17H122ZM177 18H178V17H177ZM185 18H187V17H185ZM79 19H80V18H79ZM85 19H86V18H85ZM163 19H162V20H163ZM168 19H169V18H168ZM173 19H176V17L174 16ZM173 19H172V20H173ZM187 19H188V18H187ZM77 20H78V19H77ZM77 20H76V21H77ZM126 20H127V19H126ZM172 20H169L170 23L167 22V24H168V23L171 24V23H172ZM82 21H83V20H82ZM73 22H75V21H73ZM73 22H72V23H73ZM78 22H80V21H77V23H78ZM122 22H123V21H122ZM174 22H175V21H174ZM182 22H183V21H182ZM185 22H186V21H185ZM70 23H71V21H70ZM70 23H69V24H70ZM80 23H81V22H80ZM80 23H79V24H80ZM82 23H83V22H82ZM85 23H86V22H85ZM87 23H89V22H87ZM69 24L65 26V29H66L67 26L70 27ZM169 24H168V25H169ZM184 24H185V23H183V25H181V24H179V25H180V27H182V26H184ZM64 25H65V24H64ZM71 25H72V24H71ZM177 25H178V24H177ZM84 26H85V27H86V26L89 27L90 25L88 24V25H84ZM73 27H74V26H73ZM85 27H84V30H82V31H83V32H84L85 30H86V31H89V28H88V30H87V29H85ZM101 27H102V25H101ZM81 28H82V27H81ZM105 28H106V27H105ZM105 28H104L105 33H107L108 30H106ZM176 28H178V27L176 26ZM61 29H62V27H61ZM68 29H69V28L66 29V32L70 30V29H69V30H68ZM78 29H79V28H78ZM90 29H91V28H90ZM102 29H103V28H102ZM110 29H111V28H110ZM170 29H171V28H170ZM173 29H174V27H173ZM39 30H40V29H38V32H39ZM42 30H43V29H41V31H40L41 33L39 32L40 36H41L42 33L44 34V32H45V30H43L44 32H43ZM63 30H64V29H62V30H61L62 32H60V33L63 34ZM76 30H77V28H73V30L69 31V33L73 32V35L69 34V36L72 37V38L70 37L71 39H74V40L76 39V42H77V43H75V44H76L75 47H77V44H78V47H79V46H80L79 44H80L81 42L79 43L78 40H81V38H79L80 35L78 34V32H77ZM91 30H92V29H91ZM97 30H98V29H97ZM117 30H118V29H117ZM174 30H176V29H174ZM94 31H95V30H94ZM94 31H93V32H94ZM113 31L115 32V30H113ZM118 31H119V30H118ZM47 32H48V31H47V29H46V32H45V33H47ZM64 32H65V31H64ZM94 33H95V32H94ZM31 34H32V33H31ZM36 34H37V33H36ZM62 34H61V35H62ZM82 34H83V33H82ZM84 34H85V33H84ZM92 34H93V33H92ZM110 34H112V33L110 32ZM110 34H109V35H110ZM113 34H114V33H113ZM117 34H118V33H117ZM0 35H1V34H0ZM46 35H49V36H47V37H50L49 32H48ZM46 35H42V36H46ZM64 35H65V34H64ZM97 35H98V38H100V37H99V36H100L99 34H96V35L94 34V35H92V36H91V34H90V37H94V36H95V37H96L95 39H98V38H97ZM121 35H122V34H121ZM1 36H2V35H1ZM5 36H6V35H5ZM67 36H68V34H67ZM81 36H82V35H81ZM85 36H86V35H85ZM112 36H113V35H112ZM117 36H118V35H117ZM122 36H123V35H122ZM122 36H120V37H122ZM126 36H127V35H126ZM15 37H16V36H15ZM34 37H35V36H34ZM87 37H88V36H87ZM87 37H86V39H87ZM90 37H89V39H90ZM118 37H119V36H118ZM128 37H129V36H128ZM31 38H32V36H31ZM36 38H37V37H36ZM41 38H42V37H41ZM43 38H44V37H43ZM126 38H127V37H126ZM130 38L132 39V37H130ZM1 39H2V38H1ZM6 39H7V38H6ZM11 39H12V38H11ZM33 39H34V38H33ZM33 39H32V40H33ZM45 39H46V38H45ZM45 39L42 40V44H43V41H44ZM82 39H83V38H82ZM84 39H85V38H84ZM109 39H110V37L107 36V41H108ZM124 39H125V38H124ZM18 40H19V39H18ZM30 40H31V39H30ZM47 40H48V39H47ZM47 40H46V42L49 43ZM51 40H52V39H51ZM74 40H73L72 43H74ZM118 40H119V38H118ZM120 40H122V39L120 38ZM126 40H127L126 42H128L130 39H129V40L126 39ZM9 41H10V40H9ZM34 41H36V40H33V42H34ZM71 41H72V40H71ZM105 41H106V40H105ZM109 41H110V40H109ZM109 41H108V43L106 42L107 45H104V43L101 44V41H100V43L98 42V46H99V47H98L97 45H95V47H94V45H92V44H94L93 42H89V43H90V45H92L94 48H97V47L99 48L98 51H97V54H99V50H100V48H103V46H104V47L106 46V48H107L108 50H110V51H111V50L114 51L116 45H115V43H112V42H109ZM1 42H2V41H1ZM18 42H19V41H18ZM24 42H25V39H24ZM50 42H51V44H52L53 40L50 41ZM54 42H55V40H54ZM82 42H85V40L82 41ZM96 42H97V40H96ZM96 42H95V43H96ZM102 42H103V41H102ZM126 42H125V40H124V43H126ZM3 43H4V41H3ZM16 43H17V42H16ZM31 43H32V42H31ZM39 43H40V44H39ZM39 43H38V41L35 42V44H34V48H35L36 53H34L35 56H34V54H33V55H31V58H30V59L28 58V61H27L28 65H27V67L29 66V67H28L29 69H31L30 67H32L33 72H34V74H35L37 77H39V78H44V76H46V72H45V71H42V67L45 65V62H46V60H47L46 57H45L47 51L45 50L44 53H42V50L40 49V50H41L40 52H41L42 54H45V56H44V55H43V56L45 57L46 60L44 59V57H42V54H41V57H42L43 59H42V58H41L42 60H41L40 58L37 59V58H38L37 55H36V54L38 53V52H37V49L39 48V45H40V47H43V46L41 45V42H39ZM86 43H88V42H86ZM121 43H122V42H121ZM130 43H131V41H130ZM132 43H133V42H132ZM19 44H20V43H19ZM21 44H22V42H21ZM70 44H71V42H69L68 45H70ZM81 44H82V43H81ZM127 44H128V43H126V45H127ZM45 45H46V43H45ZM45 45H44V48H45V49L48 48V47H50V45H46L47 47H46ZM90 45H88V46H90ZM119 45H120V44H119ZM131 45H133V44H131ZM131 45H130V46H131ZM30 46H31V45H30ZM52 46H53V45H52ZM71 46H73V44H72ZM71 46H70V49H71ZM121 46H122V44H121ZM127 46H128V45H127ZM25 47H26V46H25ZM75 47H74V49H73L74 52H76V51H75ZM119 47H120V46H119ZM4 48H6V47H4ZM52 48H54V49H52ZM52 48L50 47L49 49L54 50V51L56 50L55 48H57V46H55V43H54V47H52ZM81 48H82V46H81ZM94 48H92V50L89 52V50H87V49H85L84 51H82V50L80 49V47H79V50L82 51V54H80V53L78 52V53L80 54V55H78V56H80V57H78V56L76 57V55H77L78 53H76V55H74L76 58H79V59H76V60H75L76 62H74V63H75V70H74V71L76 72V76H77V77H76V80L79 81V82L77 83V85H79V86H80L81 80L83 81V79H82L83 76H85L86 74H87L86 76H91V78H93V77L95 76L94 74L92 75V72H90L89 74H88V72H87V70H89V68L91 67V65H92V63H93V60H94L93 57H92V53H91V52H93ZM14 49H15V48H14ZM76 49H77V48H76ZM88 49H89V48H88ZM104 49H105V48H104ZM116 49H117V48H116ZM123 49H124V48H123ZM132 49H134V47H132ZM8 50H9V49H8ZM11 50H12V49H11ZM33 50H34V49H33ZM51 50H49V51H50V52H53L52 54H54V51H51ZM73 50H72V54L74 53ZM79 50H78V51H79ZM96 50H97V49H95V52H96ZM117 50H118V49H117ZM119 50H120V49H119ZM124 50H125V49H124ZM1 51L5 53V51H3L2 49H1ZM9 51H10V50H9ZM22 51H23V49L21 50V53H22ZM49 51H48V53H49ZM102 51H103V49L100 50V55H97V56H98V59H97V58H96V59L98 60V63H100V65H101V64L104 65V64H106V63H112L111 61H110V62L108 61V60H110V59H107V57H106L105 55H104V56L102 55V53H103ZM130 51H131V50H130ZM130 51H129V49H128L129 55H133L132 53H133L134 51H131V52H130ZM40 52H39V53H40ZM63 52H64V51H63ZM139 52H140V51H139ZM0 53H1V52H0ZM13 53H14V51H13ZM56 53H57V54H56ZM56 53H55L56 57H57V55L59 56V54H58V48H57V50H56ZM130 53H131V54H130ZM27 54H28V53H27ZM50 54H51V53H50ZM121 54H122V53H121V51H120V54H119V55H121ZM126 54H127V53H126ZM126 54H125V56H128V57H129V55H128V54L126 55ZM138 54H141V53H138ZM1 55H2V54H1ZM19 55H20V54H19ZM32 56H33V57H32ZM49 56H50V55H49ZM72 56H73V55H72ZM107 56H109V57H113V56L110 55V54L107 55ZM121 56H122V55H121ZM47 57H48V56H47ZM75 57H74V58H73V57H72V58L70 57L71 59L68 58V61L70 60V61H69V63H70L69 66H70V65L73 66L74 63L71 64V62H73V61H71V60H72V59L74 60ZM117 57H119V56H117ZM130 57H132V56H130ZM130 57H129V59H130ZM137 57L139 58L140 56L137 55ZM143 57H144V56H143ZM13 58H14V57H13ZM48 58H49V57H48ZM62 58H65V57L63 56V53H62ZM138 58H137V59H138ZM20 59H21V58H20ZM49 59L51 60V56H50ZM129 59H128L129 62H133V61H131L132 58H131L130 60H129ZM145 59H146V58H145ZM15 60H17V59H15ZM15 60H12V62H16ZM50 60H47V61H50ZM52 60H53V59H52ZM58 60L60 61L59 58H58ZM62 60H63V59H62ZM111 60H112V59H111ZM115 60H116V59H115ZM125 60H126V59H125ZM143 60H144V59H143ZM59 61H58V62H59ZM66 61H67V58H66ZM113 61H114V60H113ZM141 61H142V60H141ZM148 61H149V60H148ZM51 62H53V61H51ZM51 62H50V63H51ZM118 62H119V61H118ZM143 62H144V61H143ZM145 62H146V61H145ZM150 62H151V61H150ZM150 62H148L149 65L151 64ZM20 63H21V61L19 60V64H20ZM64 63L66 64L65 61H64ZM98 63H97V65H98ZM125 63H126V65H127V62H125ZM137 63H139V62H137ZM22 64H23V63H21V65H22ZM43 64H44V65H43ZM46 64H47V62H46ZM134 64H135V63H134ZM51 65H53V64H51ZM61 65H62V63H61V64L58 63V67H57V68H59V66L62 68ZM111 65H112V64H111ZM111 65H110V66H111ZM126 65H124V67H125ZM153 65H154V64H153ZM6 66H7V65H6ZM18 66H19V65H18ZM46 66L48 67V65H46ZM69 66H67V67H68V71L70 70V69H69ZM110 66H106V67L108 68V67H110ZM118 66H119V65H118ZM121 66H122V64H121ZM128 66H129V65H128ZM128 66H127V69H128ZM143 66H144V65H143ZM150 66H151V65H150ZM150 66H149V67H150ZM20 67H21V66H20ZM27 67H26V68H27ZM47 67H46V68H47ZM73 67H74V66H73ZM73 67H72V69H73ZM155 67H157V65H156ZM155 67H153V68L155 69ZM28 68H27L26 70H28ZM44 68H45V67H44ZM49 68H50V67H49ZM98 68L100 69V67H98ZM135 68H137V67L135 66ZM135 68H134V69H135ZM90 69H91V68H90ZM104 69H105V68H104ZM117 69H118V68H117ZM129 69H130V68H129ZM161 69H162V68H161ZM10 70H11V69H10ZM51 70H53V69H51ZM56 70H57V69H56ZM61 70H62V69H61ZM101 70H103V69L101 68ZM105 70H106V69H105ZM136 70H137V69H136ZM136 70H135V72H136ZM47 71H48V70H47ZM93 71H94V68H93ZM99 71H100V70H99ZM109 71H110V73H111L112 75H113V74H114V75H117V74H116V70H115L114 68L110 67V70L108 69V72H109ZM157 71H158V70H157ZM165 71H166V70H165ZM25 72H27V71H25ZM61 72H62V71H61ZM61 72H59V73H61ZM69 72L72 73V70L69 71ZM75 72H74V73H75ZM85 72H86V73H85ZM97 72H98V71H97ZM97 72H95V74H96ZM101 72H102V71H101ZM101 72L98 73V74H99V82H98V83H100V81H101V80H100V79H101V78H100V73H101ZM105 72H106V71H105ZM137 72H138V71H137ZM163 72H164V71H162V73H163ZM28 73H30V72H28ZM48 73H49V72H48ZM138 73H139V72H138ZM156 73L158 74V72H156ZM156 73H155V75L157 76ZM159 73H161V72H159ZM167 73H168V72H167ZM23 74H24V73H23ZM26 74H27V73H26ZM72 74H73V73H72ZM124 74H127V73H124ZM130 74H131V73H129V75H130ZM132 74H133V73H132ZM134 74H137V73H134ZM134 74H133V75H134ZM51 75H52V73H51ZM101 75H102V73H101ZM103 75H105V74L103 73ZM122 75H123V74H122ZM139 75H140V74H139ZM139 75L137 74V75H136L137 77H136L135 75H134L133 77H136V78L139 77V78H140ZM160 75H161V78L163 77V79H161V80H163V82L166 81V80L164 79V77H165L164 75H165V74H163V76H162V74H160ZM27 76H28V75H27ZM33 76H34V75H33ZM48 76H49V75H48ZM69 76H70V75H69ZM105 76H107V75H105ZM127 76H128V75H127ZM127 76H126V77H127ZM141 76H142V75H141ZM0 77H1V76H0ZM28 77H29V76H28ZM53 77H54V76H53ZM60 77H61V76H60ZM60 77H59V81H58V82H60ZM62 77H63V76H62ZM62 77H61V78H62ZM128 77H129V76H128ZM159 77H160V76H159ZM25 78H26V77H25ZM29 78H30V77H29ZM108 78H109V77H108ZM136 78H135V79H136ZM156 78H157V77H156ZM166 78H167V77H166ZM71 79H73V77H72ZM89 79H90V78H89ZM103 79H106V81H103ZM103 79H102L101 84H105V85H106V83L108 82V80H107V78H104V77H103ZM131 79H132V77H131ZM135 79H134V80H135ZM142 79H143V78H142ZM168 79H169V78H168ZM170 79H171V78H170ZM5 80H6V79H5ZM9 80H10V79H9ZM61 80H62V79H61ZM109 80H111V79L109 78ZM119 80H120V79H119ZM127 80H129V78H127L125 81H127ZM0 81H1V80H0ZM7 81H8V80H7ZM10 81L12 82V80H10ZM45 81H46V80H45ZM130 81H131V80H130ZM130 81H129V82H130ZM132 81H133V80H132ZM135 81H136V80H135ZM137 81H138V82L141 81V78H140V80L137 79ZM137 81H136V82H137ZM171 81H172V80H171ZM5 82H6V81H5ZM75 82H76V81H75ZM84 82H85V81H84ZM86 82H87V80H86ZM103 82H106V83H103ZM112 82H113V80H112ZM116 82H117V81H116ZM136 82H135V83H136ZM138 82H137L136 84H138ZM142 82H143V80H142ZM159 82H160V80H159ZM13 83H14V82H13ZM36 83H37V82H36ZM49 83H50V82H49ZM61 83H62V81H61ZM69 83L71 84V82H69ZM91 83H92V84H90V89H89V90H85L86 87H85V88L83 87V85H84L85 83H82L83 85L81 84V87H82V89H83L84 92H87V91H88V93H90L91 96L93 97L92 103H91V101H90V104H92V109L90 108L91 110H90L89 112H90V113H93V114H94L93 117H96V119L98 120V119H101L102 116H104L106 113H111V111H109V110H110V109H109V105H110L111 99L113 98L114 93H116V92H115V90H114V91H112V90L109 91V89H108V91H107L106 88H105V90L98 89V88L95 87V81H92ZM110 83H111V81H110ZM117 83H118V82H117ZM144 83L146 84V82H144ZM164 83H165V82H164ZM37 84H38V83H37ZM62 84H63V83H62ZM66 84H67V82H66ZM87 84H88V83H87ZM101 84H98L99 87L101 86ZM108 84H109V83H108ZM128 84H129V83H128ZM128 84H127V85H128ZM130 84H131V83H130ZM136 84H135V86H136ZM142 84H143V83H142ZM162 84H163V83H162ZM167 84H168V83H167ZM33 85H34V84H33ZM60 85H61V84H60ZM109 85L112 86V84H109ZM127 85H126V86H127ZM132 85H133V83H132ZM140 85H141V82H140L139 86H140ZM146 85H147V84H146ZM155 85H156V84H155ZM168 85H169V84H168ZM24 86H25V85H24ZM57 86H58V85H57ZM61 86H62V85H61ZM69 86H70V85H68V88H70ZM72 86H73V85H72ZM72 86H71V87H72ZM85 86H86V85H85ZM106 86H108V85H106ZM113 86H114V85H113ZM122 86H123V85H122ZM163 86H164V85H163ZM102 87H103V86H102ZM120 87H121V86H120ZM137 87H138V86H137ZM141 87L144 89L143 86H141ZM147 87H150V86L147 85ZM151 87H152V86H151ZM165 87L169 89V86L167 87L166 83H165ZM60 88H61V87H60ZM65 88H66V87H65ZM108 88H109V86H108ZM133 88L136 89V87H134V86H133ZM152 88H153V87H152ZM56 89H58V87H57ZM61 89H62V88H61ZM127 89H128V86H127ZM131 89H132V88H130V90H131ZM138 89H140V88L138 87ZM143 89H142L141 94H143V95L146 96V93H145L146 90L143 92ZM62 90H63V89H62ZM62 90H61V91H62ZM64 90H65V89H64ZM71 90H73V89H71ZM71 90H70V92H71ZM52 91H53V90H52ZM57 91H58V90H57ZM73 91H74V90H73ZM122 91H123V90H122ZM132 91H133V90H132ZM132 91H131V92H132ZM137 91H138V90H137ZM68 92H69V91H68ZM79 92H80V91H79ZM126 92H128V91L126 90ZM133 92L135 93V91H133ZM133 92H132V93H133ZM139 92H140V90H139ZM146 92H147V91H146ZM159 92H160V91H159ZM167 92H169V91L167 90ZM58 93H59V92H58ZM88 93H86V94L88 95ZM136 93H137V92H136ZM144 93H145V94H144ZM171 93H173V92L171 91L170 94H171ZM70 94H71V93H70ZM73 94H74V93H73ZM77 94H78V93H77ZM141 94H140V95H141ZM0 95L2 96V97H0V114H1L2 116L9 115V113H10V115H11V113H12V115H14L13 113H22V116H21V117L18 116V119H17V120L15 119V120H16V123H17V124H16V125H17V126H16V137H13V138L11 137V136L14 135L13 132H12L13 135H11V133H10V134L8 133V135H11V136H10V137L12 138V140H10L11 142H8V141H9L8 136H7V137H4V138H3V142H2V143H4V139L7 138L8 141H6L7 139H6L5 141L9 143V146H7L6 144H5V145L7 146L6 148H9V149H8V154H7L6 159H4V162H6V163H5V164H2V163H3V161H2L3 158H2V160H1V158H0V165H1L2 167H3V166H4V167H7V166L10 165L11 168H12V165H13V163H14V161H15L14 159H17V158L19 157V155L23 152L22 150H23L24 148L28 149V148L30 147L29 144H32L33 142H35L34 137H35L36 133H35V135L33 134V141H32V137H31V136H32L33 131L36 129V127L38 126L39 121H40V119H39V117H38V103L35 101V98H33V97H32V96H31V95H30L25 89L17 88V87L11 86V85H9V84H8V85H7V84H4L3 86L0 87ZM79 95H80V94H79ZM124 95H125V94H124ZM127 95H128V94H127ZM131 95H132V94H131ZM159 95H160V94H159ZM55 96H56V95H55ZM114 96H115V95H114ZM118 96H119V95H118ZM147 96H148V95H147ZM147 96H146V97H147ZM162 96H163V95H162ZM166 96H167V95H166ZM56 97H57V96H56ZM56 97H55V98H56ZM77 97H79V96L77 95ZM89 97H90V96L88 95V100H89ZM92 97H91V98H92ZM128 97H130V96H128ZM141 97H142V96H141ZM171 97H172V94H171ZM61 98H62V97H61ZM74 98H75V97L73 96V100H74ZM91 98H90V100H91ZM118 98H119V97H118ZM120 98H125V96L122 95ZM142 98H143V97H142ZM160 98H161V97H160ZM164 98H165V96H164ZM64 99H65V98H64ZM76 99H77V98H76ZM79 99H81V98H78L77 100H78V101H81V100H79ZM82 99H83V97H82ZM113 99H114V98H113ZM131 99H133V98L131 97ZM139 99H140V98H139ZM149 99H150V97L148 98V101H149ZM174 99H176V98H174ZM58 100H59V99H58ZM68 100H69V99H68ZM119 100H121V99H119ZM123 100H124V99H123ZM123 100H122V101H123ZM127 100H129V98H128ZM142 100H143V99H142ZM146 100H147V99L143 100V102H146ZM39 101H40V100H39ZM69 101H70V100H69ZM74 101H75V102H74ZM74 101H73V103H74L73 105L75 106V104H76V100H74ZM82 101H83V100H82ZM84 101L87 102L86 100H84ZM84 101H83V102H84ZM134 101H135V100H134ZM148 101H147V102H148ZM42 102H43V99H42ZM45 102H46V101H45ZM45 102H44V103H45ZM112 102H113V101H112ZM114 102H115V101H114ZM120 102H121V101H120ZM147 102H146V103H147ZM155 102H156V100H155ZM155 102H154V104H155ZM159 102H160V101H159ZM78 103H80V102H78ZM78 103H77V105H79ZM87 103H88V102H87ZM87 103H85V105H88ZM118 103H119V102H118ZM131 103H132V102H131ZM134 103L136 104V102H134ZM141 103H142V102H141ZM46 104H47V103H46ZM46 104L43 105L44 108H45ZM61 104H62V103H61ZM80 104H81V103H80ZM90 104H89V105H90ZM142 104H143V103H142ZM157 104L159 105L160 103H157ZM161 104H163V103H161ZM77 105H76V106H77ZM81 105H82V104H81ZM116 105H117V104H116ZM132 105H133V104H132ZM144 105H145V104H144ZM146 105H147V104H146ZM163 105H164V104H163ZM49 106H50V105H49ZM111 106L113 107V105H111ZM129 106H130V105H129ZM142 106H143V105H142ZM142 106H141V108H142ZM159 106H160V105H159ZM77 107H78V106H77ZM90 107H91V105H90ZM130 107H131V106H130ZM134 107H135L136 109H138L136 106H134ZM143 107H144V106H143ZM47 108H49V107L47 106ZM47 108H46V109H47ZM80 108H81V107H80ZM82 108H83V107H82ZM131 108H132V107H131ZM144 108H145V107H144ZM157 108H158V107H157ZM160 108H163V106L161 105ZM160 108H159V109H160ZM49 109H51V108H49ZM71 109H72V108H71ZM73 109H74V108H73ZM77 109H79V108H76V111H74V112H77ZM84 110H85V109H84ZM126 110H127V108H126ZM146 110H147V109H146ZM161 110H162V109H161ZM42 111H43V110H41V113H42ZM72 111H73V110H72ZM80 111H82V109H81ZM85 111H86V110H85ZM85 111H84V112H85ZM113 111H114V110H113ZM115 111H116V109H115ZM120 111H121V110H120ZM124 111H125V110H124ZM128 111H129V110H128ZM135 111L137 112V110H134V111H132V112H134V115L137 116V115L135 114ZM84 112H83V114H84ZM45 113L47 114V113H49V112L45 111ZM70 113H71V112H70ZM112 113H113V112H112ZM114 113H116V112H114ZM114 113H113L112 115H114ZM119 113H120V112H119ZM125 113H126V112H125ZM150 113H151V115H152V112H150ZM49 114H50V113H49ZM83 114H81V116H79V117H82ZM85 114H86V113H85ZM88 114H89V113H88ZM132 114H133V113H132ZM138 114H139V113H138ZM19 115H20V114H19ZM166 115H167V114H166ZM42 116H43V115H42ZM86 116H87V115H86ZM105 116H106V115H105ZM115 116H116V115H115ZM119 116H120V115H119ZM126 116H127V115H126ZM131 116H133V115H131ZM138 116H139V115H138ZM148 116H149V115H148ZM148 116H147V117H148ZM154 116H155V114H154ZM10 117H11V116H10ZM44 117H47V116H44ZM48 117H50V115H48ZM112 117H114V116H112ZM128 117H129V116H128ZM139 117H140V116H139ZM139 117H137L138 120H139ZM141 117H142V115H141ZM159 117H160V116H159ZM159 117H158V118H159ZM83 118H84V116H83ZM87 118H88V117H87ZM108 118H109V117H108ZM11 119H12V118H11ZM49 119L51 120V117H50ZM62 119H63V118H62ZM81 119H82V118H80V120H81ZM114 119H115V117H114ZM131 119L134 121L133 118H131ZM147 119H148V118H147ZM52 120H53V119H52ZM60 120H61V119H60ZM65 120H66V119H65ZM129 120H130V119H129ZM42 121H43V120H42ZM46 121H48V120H46ZM61 121H64V120H61ZM66 121H67V120H66ZM82 121H83V120H82ZM85 121H86V120H85ZM98 121H99V120H98ZM98 121H97V122H98ZM142 121H143V120H142ZM151 121H152V120H151ZM43 122H44V121H43ZM55 122H56V121H55ZM80 122H81V121H80ZM108 122H109V121H108ZM112 122H113V121H112ZM117 122H118V121H117ZM146 122H147V121H146ZM51 123H52V122H50V124H51ZM59 123H61V122H59ZM67 123L71 124L70 122H67ZM82 123H83V122H82ZM82 123H81V124H82ZM90 123H91V122H90ZM105 123H107V122L105 121ZM105 123H104V124H105ZM127 123H129V124H130V123L134 124V122H132V121L130 122V121H128V120H127ZM135 123H136V122H135ZM138 123H140V122H138ZM143 123H144V122H143ZM151 123H152V122H151ZM12 124H13V123H12ZM64 124H65V123H64ZM72 124H73V123H72ZM87 124H88V122H87ZM104 124L101 125V128H102V126H103ZM147 124H148V123H147ZM39 125H40V124H39ZM99 125H100V123H99ZM106 125H107V124H106ZM110 125H111V124H110ZM136 125H138V124L136 123ZM167 125H168V124H167ZM45 126H46V125H45ZM58 126H62V125H58ZM65 126H66V125H65ZM87 126H88V125H87ZM90 126H91V124H90L88 127H90ZM104 126H105V125H104ZM121 126H123V125H121ZM126 126H127V128H124V126L122 127V128H124L123 131L126 130V129H129L128 127H129L130 125H126ZM139 126H140V125H138V127H139ZM141 126H142V125H141ZM145 126H146V123H145ZM145 126H142V127H145ZM42 127H43V126L41 125V128H42ZM70 127H71V125H70ZM108 127H109V126H108ZM118 127H119V126H118ZM136 127H137V126H136ZM151 127H154V125H152ZM65 128H67V127H65ZM101 128H100V129H101ZM103 128H106V127H103ZM122 128H120V129H122ZM131 128H132V127H130V129H131ZM139 128H140V127H139ZM139 128H138V129H139ZM154 128H155V127H154ZM10 129H11V128H10ZM61 129H63V128L61 127ZM61 129H60V130H61ZM111 129H112V128H111ZM120 129H119V130H120ZM152 129H153V128H152ZM12 130H13V129H12ZM38 130H39V129H38ZM38 130H37V135H36V136H38ZM55 130H56V129H55ZM66 130H67V129H66ZM68 130H69V129H68ZM142 130H143V129H142ZM154 130H155V129H154ZM159 130H160V129H159ZM39 131H40V130H39ZM41 131H42V130H41ZM52 131H53V130H52ZM64 131H65V130H64ZM69 131H70V130H69ZM120 131H122V130H120ZM133 131H134V130H133ZM90 132H91V131H90ZM111 132H112V131H111ZM118 132H119V131H118ZM126 132L129 133L128 130H126ZM144 132H147V131H144ZM5 133H6V132H5ZM45 133H46V132H45ZM63 133H64V132H63ZM88 133H89V132H88ZM109 133H110V132H109ZM114 133H115V132H114ZM116 133H117V132H116ZM122 133H123V132H122ZM122 133L120 134V136L117 135V134H115V135H117V136H119V137L121 138V136H123ZM124 133H125V132H124ZM124 133H123V134H124ZM132 133H136V132H132ZM142 133H143V132H142ZM152 133H153V130H152ZM60 134H62V133H60ZM65 134H66V133H65ZM92 134H93V132H92ZM103 134L105 135L104 132H103ZM47 135H48V134H47ZM72 135H73V134H72ZM108 135H109V134H108ZM111 135H112V134H111ZM136 135H137V133H136ZM136 135H134V137H137ZM5 136H6V135H5ZM43 136H44V135H43ZM43 136H42V138H41V143H43V144H41V145H42V148H43L44 143L47 142V139L44 138ZM62 136H63V135H62ZM62 136H61V137H62ZM86 136H87V135H86ZM102 136H103V135H102ZM127 136H129V135L127 134ZM132 136H133V134H132ZM148 136H149V135H148ZM153 136H154V134H153ZM153 136H151V139H152ZM38 137H39V136H38ZM92 137H93V135L91 136V138H92ZM124 137H125V135H124ZM124 137H123V142L125 141V142L127 143V140H128V139L126 140V138H125V140H124ZM39 138H40V137H39ZM120 138H118V139H120ZM140 138H142V136H141ZM144 138H145V137H144ZM0 139H1V138H0ZM42 139H43V140H42ZM48 139H49V138H48ZM106 139H107V138H106ZM106 139H105V140H106ZM116 139H117V138H116ZM163 139H165V138H163ZM38 140H39V139H38ZM38 140H37V142H38ZM114 140H115V139H114ZM120 140H121V139H120ZM139 140H142V139H139ZM148 140L151 142L150 137H148ZM50 141H51V139L48 140V142H50ZM62 141H63V140H62ZM117 141H118V140H117ZM129 141H130V140H129ZM143 141H144V139H143ZM146 141H147V138H146ZM152 141H153V140H152ZM6 142H5V143H6ZM39 142H40V140H39ZM39 142H38V143H39ZM55 142H56V140L54 141V143H55ZM99 142H100V141H99ZM123 142H122V144H124ZM140 142H142V141H140ZM2 143H1V144H2ZM8 143H7V144H8ZM97 143H98V142H97ZM113 143H115V141H114ZM113 143H112V144H113ZM116 143H117V142H116ZM135 143L137 144L138 141H137V142L135 141V142H134V145H136ZM154 143H156V142H154ZM1 144H0V146H1ZM34 144H36V142H35ZM34 144H33V146L30 147L31 150L33 149L32 147L35 146ZM51 144H52V143H51ZM68 144H69V143H68ZM117 144H118V143H117ZM130 144L132 145L131 141H130ZM152 144H153V143H152ZM19 145H20V146H19ZM41 145L37 144V147H39V146H41ZM49 145H50V144H49ZM109 145H110V144H109ZM137 145H139V144H137ZM50 146H51V145H50ZM54 146H55V145H54ZM113 146H115V145L113 144ZM113 146L111 145V146L108 147V148L111 149V147H113ZM124 146H126V145H124ZM124 146H123V147H124ZM143 146H144V145H143ZM143 146H142V147H143ZM64 147H65V146H64ZM130 147H131V146H130ZM135 147H136V146H134V149H135ZM138 147H140V145H139ZM138 147H137V148H138ZM145 147L147 148V146H145ZM153 147H154V146H153ZM153 147H151V148H153ZM195 147H196V146H195ZM215 147H216V145H215ZM215 147H214V148H215ZM6 148H5V150H6ZM39 148H40V147H39ZM74 148H75V147H74ZM118 148H119V146H118ZM3 149H4V148H3ZM3 149H2V150H3ZM44 149H45V148H44ZM68 149H69V148H68ZM112 149H113V148H112ZM122 149H125V147L122 148ZM128 149H129V148H128ZM132 149H133V148H130L129 150H132ZM140 149H141V148H140ZM215 149H216V148H215ZM217 149H218V148H217ZM0 150H1V147H0ZM36 150H37V149H35V150L33 149V151H36ZM52 150H53V148H52ZM75 150H76V149H75ZM54 151H55V150H54ZM59 151H60V150H59ZM62 151H64V149H63ZM72 151H73V150H72ZM106 151H107V149H106ZM111 151H112V150H111ZM113 151H114V155H115L116 152H115V150H113ZM113 151H112V152H113ZM116 151H118V150H117V146H116ZM126 151H127V149H126ZM133 151H134V150H133ZM133 151H132V152H133ZM135 151H138V150L135 149ZM135 151H134V152H135ZM156 151H157V150H156ZM175 151H176V150H175ZM195 151H196V149H195ZM5 152H7V151H5ZM28 152H30V151L28 150ZM47 152H48V151H47ZM73 152H74V151H73ZM109 152H110V151H109ZM120 152H121V151H120ZM163 152H164V151H163ZM216 152H217V150H216ZM1 153H2V152L0 151V154H1ZM24 153H27V150H26ZM31 153H32V151H31L29 154L27 153L28 156H29ZM60 153H61V152H60ZM60 153H59V155H60ZM92 153H93V152H92ZM100 153H101V152H100ZM107 153H108V152H107ZM140 153H141V152H139L138 155H139ZM173 153H174V152H173ZM210 153H211V152H210ZM37 154L40 155L41 152H39V151L37 150ZM112 154H113V153H112ZM118 154H119V152H118ZM126 154H127V152H126ZM128 154L130 155V152H129ZM134 154H135V156H136V153H133V155H134ZM157 154H158V152H157ZM157 154H156V155H157ZM175 154H176V153H175ZM44 155H45V154L43 153V156H37V155L35 154V152H34V155L31 154L30 156H32V157H33V156H34V157L36 156V159H33V158L30 157V156H29V157H30L32 160H36V162L34 163V169H35V173H36L35 175H36V177H38V178L41 179L42 181H46V182H47V181H50V180H51V177H52V176H51V174H50L51 172H50V168H49V166H48V163H49V162H48V159H49V158H48L47 156L44 157ZM64 155H65V154H64ZM119 155H120V154H119ZM165 155H166V153H165ZM173 155H174V154H173ZM213 155H214V153H213ZM217 155H218V154H217ZM1 156H2V154H1ZM17 156H18V157H17ZM23 156H26V154H25V155L23 154ZM56 156H57V155H56ZM65 156H67V155H65ZM76 156H77V155H76ZM104 156H105V155H104ZM106 156H107V155H106ZM120 156H121V155H120ZM124 156H125V155H124ZM171 156H172V155H171ZM171 156H169V157H171ZM174 156H175V155H174ZM207 156H209V154H208ZM16 157H17V158H16ZM26 157H27V156H26ZM26 157L22 158L21 162H23V163L26 162V161L24 160ZM57 157H58V156H57ZM67 157H68V156H67ZM77 157H79V156H77ZM127 157H129V156L126 155V156H125V159H126ZM139 157H140V156H139ZM158 157H160V155H159ZM175 157H177V156H175ZM203 157H204V156H203ZM203 157H202V158H203ZM205 157H206V155H205ZM205 157H204V158H205ZM30 158H29V160L31 161ZM54 158H55V157H54ZM69 158H70V157H68V159H69ZM79 158H80V157H79ZM104 158H105V157H104ZM129 158H130V157H129ZM146 158H147V156H146ZM149 158H150V157H149ZM204 158H203V160L201 159L202 162H204V160H205ZM215 158H216V157H215ZM215 158H214V159H215ZM27 159H28V158H26V160H27ZM82 159H83V158H82ZM171 159H172V158H171ZM174 159H175V158L173 157V160H174ZM176 159H177V158H176ZM70 160H71V159H70ZM79 160H80V159H79ZM101 160H102V159H101ZM132 160H133V159H132ZM142 160H143V158H142ZM142 160H141V161H142ZM147 160H149V159H147ZM197 160H199V159L197 158ZM197 160H196V164H197V163L200 164ZM19 161H20V160H19ZM19 161H18V162H19ZM30 161L27 160L26 163L29 162V163L31 164ZM55 161H56V160H55ZM72 161H73V159H72ZM72 161H71V163H73ZM81 161H82V160H81ZM110 161H111V160H110ZM122 161H123V160L121 159V162H122ZM125 161H127V160H125ZM159 161H160V160H159ZM159 161H158V162H159ZM117 162H118V161H117ZM121 162H120V163H121ZM139 162H140V160H139ZM158 162H157V163H158ZM166 162H167V161H166ZM171 162H172V160H170V163H171ZM214 162H215V161H214ZM23 163H21V164H23ZM26 163H25V164H26ZM51 163H52V161H51ZM65 163H66V162H65ZM74 163H75V162H74ZM120 163H117V165L120 164ZM122 163H126V162H122ZM140 163H142V162H140ZM144 163H145V162H144ZM151 163H152V162H151ZM153 163H154V162H153ZM153 163H152V165H153ZM159 163H160V162H159ZM172 163H174V162H172ZM175 163H176V162H175ZM177 163H178V161H177ZM179 163H180V161H179ZM181 163H182V162H181ZM25 164H24V166H25ZM56 164H57V163H56ZM81 164H83V163H80V162H79V164H77V165H81ZM98 164H99V163H98ZM130 164H131V163H130ZM135 164H136V163H135ZM196 164L194 163L193 165H196ZM198 164H197V165H198ZM210 164H211V163H210ZM215 164H216V163H215ZM66 165H68V164H66ZM120 165H121L123 168L125 167V166H123L122 164H120ZM132 165H133V164H132ZM142 165H143V163H142ZM154 165H155V164H154ZM164 165H165V164H164ZM178 165H179V164H178ZM181 165H182V164H181ZM193 165L191 166V168H192V167L195 168V166H193ZM200 165H201V164H200ZM1 166H0V167H1ZM97 166H98V165H97ZM118 166H119V165H118ZM121 166H119L118 168L120 169ZM129 166H130V165H129ZM135 166H136V165H135ZM155 166H156V165H155ZM185 166H186V165H185ZM198 166H199V165H198ZM201 166H202V165H201ZM203 166H204V165H203ZM211 166H212V165H211ZM30 167H31V166H30ZM32 167H33V165H32ZM32 167H31V169L33 170ZM68 167H69V166H68ZM78 167L80 168V166H78ZM138 167H139V166H138ZM206 167H207V166H206ZM16 168H17V167H16ZM64 168L66 169V167H64ZM74 168H75V166H74ZM79 168H78V169H79ZM126 168H127V167H126ZM132 168H133V167H132ZM178 168H179V166H178ZM180 168H182V167H180ZM180 168H179V169H180ZM188 168H189V166H188ZM198 168H199V167H198ZM200 168H201V167H200ZM203 168H204V167H203ZM31 169H29V172H30V173L32 172V171H30ZM76 169H77V168H76ZM83 169H84V168H83ZM134 169H135V168H134ZM164 169H165V168H164ZM172 169H173V167L171 168V170H172ZM23 170H24V169H23ZM23 170L21 169V170H19V171L21 172V171H23ZM67 170H68V169H67ZM67 170H66V171H67ZM111 170H112V169H111ZM120 170H122V168H121ZM132 170H133V169H132ZM24 171H26V169H25ZM24 171H23V173L21 172V174H24V173H25ZM73 171H74V170H73ZM73 171L71 172V174L73 173ZM155 171H156V170H155ZM165 171H166V170H165ZM181 171H182V170H181ZM33 172H34V171H33ZM79 172H80V171H79ZM85 172H87V171H85ZM116 172H117V171H116ZM131 172H132V171H131ZM162 172H163V171H162ZM168 172H169V170H168ZM176 172H177V171H176ZM199 172H200V171H199ZM221 172H223V174H224V171H221ZM225 172H226V171H225ZM17 173H18V172H16V174H17ZM30 173H25V174H28V175H29ZM57 173H58V172H57ZM81 173H83V172H81ZM99 173H100V172H99ZM102 173H103V172H102ZM123 173H124V172H123ZM171 173H172V172H171ZM171 173H170V174H171ZM179 173H180V172H179ZM182 173H183V172H182ZM185 173H186V172H185ZM190 173H191V172H190ZM190 173H189V174H190ZM201 173H202V172H201ZM9 174H10V173H9ZM18 174H20V173H18ZM18 174H17V175H18ZM21 174H20V176H21ZM60 174H61V173H60ZM83 174H84V173H83ZM121 174H122V172H121ZM152 174L154 175V173H152ZM183 174H184V173H183ZM189 174H187V177H188ZM192 174H193V173H192ZM221 174H222V173H221ZM221 174H220V175H221ZM228 174H229V173H228ZM228 174H227V176H228ZM1 175H2V174H1ZM28 175H26V176H28ZM35 175H34V176H35ZM63 175H64V174H63ZM78 175H79V173H78ZM90 175H91V174H90ZM90 175H89V173H88V176H90ZM124 175H125V174H124ZM131 175H132V174H131ZM156 175H157V173H156ZM207 175H208V174H207ZM14 176H16V175L13 174L12 178H13ZM24 176H25V175H24ZM24 176H23V179H25ZM59 176H61V175H59ZM73 176H74V174H73ZM85 176H86V175H85ZM85 176L82 175V178H81V179H83ZM122 176H123V175H122ZM159 176H160V174H159ZM170 176L172 177L173 175H170ZM170 176H169V177H170ZM175 176H177V174H176ZM193 176H194V175H193ZM215 176H216V174H215ZM57 177H58V176H56V178H57ZM68 177H70V178L72 179L71 176H68ZM116 177H117V176H116ZM171 177H170V178H171ZM182 177H183V176H182ZM189 177H190V176H189ZM189 177H188V178H189ZM194 177H195V176H194ZM202 177L204 178L205 176H202ZM206 177H207V176H206ZM206 177H205V178H206ZM1 178H2V176H1ZM5 178H6V177H5ZM9 178H10V175H9ZM19 178H20V177H19ZM19 178H18V177L16 178L17 181L15 180V178H14V180H15L16 182H18ZM31 178H32V176H31ZM34 178H35V177H34ZM121 178H122V177H121ZM177 178H178V177H177ZM177 178H176V179H177ZM188 178L185 177V179H187V180H188ZM190 178H191V177H190ZM190 178H189V179H190ZM192 178H193V177H192ZM192 178H191V179H192ZM196 178H197V177H195V178H193V179H196ZM198 178H199V177H198ZM205 178H204V179H205ZM207 178H208V177H207ZM210 178H211V177H210ZM210 178H209V179H205V181L207 180V181L209 182ZM223 178H224V177H223ZM59 179H61V178L58 177V179H57L56 181H58ZM68 179H69V178H68ZM79 179H80V178H79ZM81 179H80V180H81ZM86 179H88V178H86ZM86 179H85V181H86ZM119 179H120V178H119ZM129 179H131V178H129ZM161 179H162V178H161ZM172 179H173V178H171V180H172ZM183 179H184V178H183ZM191 179H190V182L193 180V179H192V180H191ZM204 179H202V181L205 183ZM216 179H217V178H216ZM218 179H219V178H218ZM227 179H228V178H227ZM12 180H13V179H12ZM20 180H21V179H20ZM20 180H19V182H18L19 184L21 183ZM26 180H27V179H26ZM28 180H29V178H28ZM30 180H32V179H30ZM35 180H36V179H35ZM35 180H33L32 182H34ZM41 180H40V181H41ZM52 180H54V179H52ZM83 180H84V179H83ZM83 180H81L80 183H82ZM108 180L110 181V179H108ZM108 180H107V181H108ZM177 180H178V179H177ZM214 180H215V179H214ZM15 181H14V182H15ZM36 181H37V180H36ZM60 181H61V184H62V181H63V180H60ZM66 181H67V180H66ZM69 181H70V179H69ZM71 181H72V180H71ZM71 181H70L69 183H71ZM85 181H83L82 186L86 184V183H84ZM88 181H89V180H88ZM109 181H108V182L105 181L106 184L110 183ZM111 181H112V180H111ZM158 181H159V180H158ZM178 181H179V180H178ZM180 181L183 182V180H181V179H180ZM197 181H199V179H198ZM207 181H206V184H204L205 187H206L207 184H208ZM215 181H216V180H215ZM215 181L212 183V185L215 183ZM225 181H226V180H225ZM231 181H232V179H231ZM8 182L11 183L10 180H9ZM26 182H27V181H26ZM26 182H25V183H26ZM32 182H30V184H32ZM78 182H79V180H78ZM89 182H90V181H89ZM91 182H92V180H91ZM97 182H98V181H97ZM140 182L142 183V181H140ZM173 182H174V181H173ZM0 183H2V182L0 181ZM34 183H36V182H34ZM44 183H45V182H44ZM59 183H60V182H59ZM115 183L118 184V182H115ZM226 183H227V181H226ZM229 183H230V182H229ZM229 183H227V184L229 185ZM233 183H234V182H233ZM16 184H17V183H16ZM38 184H39V183H37L36 185H38ZM50 184H51V183L49 182V185H50ZM92 184H93V182L91 183V185H92ZM117 184H116V185H117ZM189 184H190V183H189ZM197 184H198V183H197ZM199 184H200V183H199ZM230 184H231L230 186H232V182H231ZM20 185H21V184H20ZM20 185H19V186H20ZM22 185H23V184H22ZM25 185H26V184H25ZM28 185H29V183H27V186H28ZM51 185H52V184H51ZM54 185H55V184H54ZM57 185L59 186L58 183H57ZM62 185H63V184H62ZM64 185H65V184H64ZM64 185H63V187H64ZM89 185H90V184H89ZM110 185L112 186V184H110ZM130 185H131V184H130ZM173 185H174V184H173ZM186 185H187V184H185V186H186ZM200 185H201V184H200ZM228 185H227V186H228ZM19 186H18V187H19ZM27 186H26V187H27ZM39 186H41V185L39 184ZM46 186H47V183H46ZM69 186H70V185H69ZM78 186H80V185H77V186H76L77 189H80V188L82 187V186H81V187L79 188ZM119 186H122V185L119 184ZM119 186H117V187H119ZM126 186H127V185H126ZM126 186H125V187H126ZM140 186H141V185H140ZM179 186H180V184H179ZM179 186H177V184H176V187H179ZM214 186H215V185H214ZM230 186H229V187H230ZM1 187H2V186H1ZM20 187H22V186H20ZM83 187H85V186H83ZM98 187H99V186H98ZM105 187H106V186H104L103 188L105 189ZM113 187H114V184H113ZM190 187H191V186H190ZM212 187H213V186H212ZM22 188H23L22 190H25V189H26L24 186H23ZM24 188H25V189H24ZM28 188H29V186H28ZM30 188H31V187H30ZM35 188H37V186H35ZM35 188H33L32 191H34ZM41 188H43V187L41 186ZM41 188H40V189H41ZM45 188H46V187H45ZM47 188H48V187H47ZM70 188H71V186L68 187V188L66 187V188H65V191L70 190ZM72 188H74V186H73ZM85 188H86V187H85ZM90 188H91V187H90ZM92 188H93V187H92ZM92 188L90 189V190H91V194H92ZM100 188H101V187H100ZM109 188H110V187H109ZM140 188H141V187H140ZM198 188H199V187H198ZM203 188H204V187H203ZM203 188H202V190H203ZM213 188H217V187L215 186V187H213ZM10 189H11V188H10ZM19 189H20V188H19ZM37 189H38V188H37ZM51 189H52V188H51ZM53 189H54L55 191L57 190V188L55 189L54 187H53ZM77 189H76V190H77ZM81 189H83V188H81ZM97 189H98V188H97ZM110 189H112V187H111ZM119 189H120V188H119ZM181 189H182V188H181ZM181 189H180V191H181ZM183 189H184V188H183ZM188 189H189V187H188ZM188 189H187V190H188ZM194 189H195V188H194ZM3 190H4V191H3ZM11 190H12V189H11ZM17 190H18V189H17ZM22 190H21V192H22ZM26 190H27V189H26ZM30 190H31V189H30ZM43 190H44V189H43ZM76 190H75V191H76ZM85 190H86V189H85ZM99 190H101V189H99ZM112 190H113V189H112ZM117 190H118V188H117ZM122 190H123V189H122ZM122 190H121V191H122ZM172 190H173V189H172ZM176 190H177V192L179 191L178 188H176ZM184 190H185V189H184ZM191 190H192V189H191ZM210 190H211V189H210ZM5 191H6V192H5ZM32 191H31V192H32ZM39 191H42V189L39 190ZM61 191H62V190H61ZM70 191H71V190H70ZM77 191H78V190H77ZM83 191H84V190H83ZM83 191H82V192H83ZM107 191H108V190H107ZM173 191H174V190H173ZM188 191H190V189H189ZM207 191H208V190H207ZM2 192H3V193L5 192V194H3ZM13 192H14V191H12L11 194H14ZM18 192H19V190H18ZM24 192H25V191H23V194H24ZM34 192H35V191H34ZM34 192H32V193L34 194ZM43 192H44V191H43ZM72 192H73V191H72ZM103 192H105V191H103ZM123 192H124V190H123ZM125 192H126V190H125ZM125 192H124V193H125ZM148 192H149V190H148ZM196 192H198V191H196ZM196 192L193 193V194L195 195ZM6 193H7V188L2 189V191H1V189H0V194H2V195H0V199H1V200H2V199L5 200V197H6V200H7V198H8V200L10 201V203L12 202L11 205L15 204V201H16V200H19L18 197H17L18 199L14 200L15 196H18L19 194H18V195L15 194L14 197H13V199L10 197V198L12 199V200H10V198L7 196ZM15 193H16V190H15ZM32 193H31V194H32ZM54 193H55V192H54ZM76 193H77V192H76ZM76 193H74V194H75L74 196H76V198H77V195L80 194V191H79V193H77V195H76ZM96 193H97V191H96ZM98 193H100V191H98ZM126 193H128V192H126ZM200 193H201V192H200ZM213 193H214V192H213ZM11 194H9V196H11ZM33 194H32V195H33ZM56 194H57V193H56ZM60 194H61V192H60ZM64 194H65V193H63V195H64ZM66 194H67V193H66ZM91 194H88L89 197H87L88 195L86 196L87 199L90 198V195H91ZM101 194H102V193H100V195H101ZM129 194H130V193H129ZM206 194H207V193H206ZM217 194H218V193H217ZM219 194H220V193H219ZM4 195H5V196H4ZM21 195H22V194H21ZM21 195H19V197H21ZM27 195L29 196V193H28ZM27 195H26V199H28V198H27ZM32 195H31V196H32ZM37 195H38V194H36V196H37ZM53 195H54V194H53ZM61 195H62V194H61ZM72 195H73V193H72ZM80 195H81V194H80ZM98 195H99V194H98ZM209 195H210V194H209ZM211 195H212V197H210ZM211 195H210V196H207V197L213 198V194H212V193H211ZM220 195H221V194H220ZM220 195H217V196H220ZM1 196H2V197L4 196V198H2ZM31 196H30V197H31ZM36 196H33V197H34V199H33L34 202L36 201V200H35V199H36ZM59 196H60V195H59ZM68 196H70V195H68ZM68 196H67V197H68ZM84 196H85V195H84ZM101 196H105V195L102 194ZM146 196H147V195H146ZM146 196H145V197H146ZM217 196H216V197H217ZM51 197H52V196H51ZM60 197H61V196H60ZM63 197H66V196L64 195ZM98 197H99V196H98ZM207 197H206V198H207ZM216 197H214V198H216ZM222 197H223V196H222ZM55 198H56V200H57V196H55ZM55 198H54V199L52 198L53 200L51 199V201H55ZM58 198H59V197H58ZM76 198H73V199H75L76 202H77V199H76ZM94 198H97V197L91 195V198H90V200H89L90 202L88 201V203H87V205H86V208H85L86 210H88L87 208H89V210L92 208V206L94 205V201H95ZM200 198H205V197H202V195H201ZM210 198H209L208 200H210ZM218 198H221V196L218 197ZM37 199L39 200V198H37ZM62 199H63V198H62ZM73 199H72V200H73ZM98 199H99V198H98ZM139 199H140V198H139ZM198 199H199V198H198ZM221 199H222V198H221ZM8 200H7V203L9 202ZM29 200H30V199H29ZM33 200H30V201L32 202ZM59 200H60V199L57 200V203H56L57 205H60L59 203L65 204V203H63V201L66 200V199H64L62 202H61V200H60V201H59ZM69 200H71L70 197H69ZM69 200H67V201L69 202ZM75 200H73V201H75ZM80 200H81V199H80ZM100 200H101V202H102V201H105V199H102V198H101ZM152 200H153V199H152ZM193 200H194V199H193ZM201 200H202V199H201ZM201 200H200V201H201ZM211 200H212V199H211ZM211 200H210V204L208 203V205H210V206H211V204H212L211 202H213L214 199H213L212 201H211ZM13 201H14V203H13ZM26 201H27V200H26ZM26 201H23V202H26ZM30 201H29V202H30ZM73 201H71V203H73ZM106 201H108V200L106 199ZM111 201H112V200H111ZM194 201H195V200H194ZM196 201H197V200H196ZM196 201H195V206L201 203V202H200V203H197ZM203 201H204V200H203ZM205 201H206V200H205ZM217 201H218V199L216 200V202H217ZM31 202H30V203H31ZM58 202H59V203H58ZM65 202H66V201H65ZM68 202H67V204H68ZM79 202H80V201H79ZM112 202H113V201H112ZM112 202L109 203V201H108V204H111ZM143 202H144V201H143ZM192 202H193V201H192ZM206 202H208V201H206ZM206 202H205V203H206ZM218 202H221V201H218ZM1 203H2V201L0 202V204H1ZM3 203H5V201H4ZM3 203H2V204H3ZM27 203H28V202H27ZM39 203H40V205H42L43 202H41V200H40ZM39 203H38V204L34 203V206H35V205H39ZM106 203H107V202H106ZM190 203H191V202H190ZM196 203H197V204H196ZM20 204H22V203H20ZM25 204H26V203H25ZM43 204H44V203H43ZM54 204H55V203H54ZM62 204H61V206L58 207L57 209H61ZM75 204H77V203H75ZM82 204H83V203H82ZM108 204H107V205H108ZM112 204H113V203H112ZM112 204H111V205H112ZM133 204H134V202H133ZM153 204H154V203H153ZM179 204H180V202H179ZM202 204H203V203H202ZM215 204H216V203H213V206H214ZM6 205H7V206H5V207L3 206V208H4V209H2L3 211H4V210L6 211V210H7L6 208H7L8 205H10V204H6ZM23 205H24V204H23ZM31 205H32V204H31ZM72 205H74V204H72ZM72 205L69 206V210H70V208L72 207ZM78 205H79V204H78ZM83 205H84V204H83ZM83 205H82V206H83ZM103 205H104V204H103ZM128 205H129V204H128ZM134 205H135V204H134ZM205 205H206V204H205ZM205 205H204V208L206 207ZM219 205H220V206H218V207L215 208V206H217V204H216V205L213 207V208H215V209H213V211L216 210L217 208H219V210H220V208H222V210H223V208L225 209V208L228 206V204L226 205V203H225L226 207H222V205H223L222 202H221V204H219ZM0 206H1V205H0ZM21 206H22V205H21ZM26 206H27V205H26ZM34 206H33V207H34ZM42 206H43V205H42ZM95 206H96V205H95ZM108 206H109V205H108ZM113 206H114V204H113ZM136 206H137V205H136ZM141 206H142V205H141ZM201 206H202V205H201ZM223 206H224V205H223ZM10 207H11V206H10ZM27 207H28V206H27ZM27 207H26V208H27ZM37 207H40V206H37ZM63 207L66 209V206L63 205ZM83 207H84V206H83ZM83 207H81V208L83 209ZM97 207H98V206H97ZM97 207H96V208H97ZM100 207H102L101 204H100ZM114 207H115V206H114ZM114 207H113V208H114ZM137 207H138V206H137ZM137 207H135V208H137ZM148 207H153V205L148 206ZM189 207H190V205H189ZM196 207H197V206H196ZM198 207H200V205H199ZM207 207H208V206H207ZM15 208H16V207H15ZM24 208H25V207H24ZM28 208H29V207H28ZM28 208H27V210L24 209V210L26 211V213H27V214H25V213L23 212L24 216L29 214L28 212H29L31 209L28 211ZM35 208H36V207H35ZM35 208H34V209H35ZM74 208H75V205H74ZM74 208H72V209H74ZM79 208H80V207H79ZM98 208H99V207H98ZM106 208H107V207H106ZM109 208H110V207H109ZM115 208H116V207H115ZM115 208H114V209H115ZM133 208H134V207H133ZM208 208H209V207H208ZM211 208H212V206L209 208V209H210L209 212H211V213H213V215H215V213L211 211V210H212ZM12 209H13V208H12ZM18 209H20L19 211H20V213H21V211H22V210H21V207H19ZM42 209H43V208H42ZM85 209H84V210H85ZM94 209H95V208H94ZM99 209H101V208H99ZM99 209H98V211H99ZM110 209H111V208H110ZM150 209H151V208H150ZM187 209H188V208H187ZM209 209H208V210H209ZM37 210H38V209H37ZM39 210L41 211V208H40ZM39 210H38V211H39ZM43 210L46 212L45 208H44ZM43 210H42L41 212H44ZM66 210H67V209H66ZM66 210H65V211H66ZM69 210H67V212H69ZM107 210H108V209H107ZM112 210H113V209H112ZM136 210H137V209H136ZM136 210H135V211H136ZM151 210H152V209H151ZM7 211H8V210H7ZM10 211H12V210H10ZM15 211H16V210H15ZM15 211H14V213H15ZM31 211H32V210H31ZM65 211H62V212H65ZM80 211H81V215H82V212H83V211L79 209V213H80ZM92 211H94V210L92 209ZM98 211H95V212H98ZM100 211H101V210H100ZM140 211H141V210H140ZM155 211H156V210H155ZM155 211H154V212H155ZM216 211H217V210H216ZM45 212H44V213H45ZM57 212H58V210H57ZM70 212H71V210H70ZM72 212H73V214H74V211H72ZM86 212H87V211H86ZM113 212H114L115 215L118 214L117 211L115 212V211L113 210ZM113 212H111V214H110V210H108V213H109L110 215L108 216V218H107V216H104V218H106V221H107V220L111 221V224H113L112 227H110L109 224H108L107 226L104 225V224H103L102 226H100L101 223L104 221V218H103V217H100V218H99V223H98L99 227H98V230H97L98 232H97L96 235H94L95 233L92 235V233H91L92 230L90 231L91 228H88V227H87V228H88L87 232L90 233V234L92 235V239H91V240H93L94 242H95V241H98V242H99V241H106V242H108V241H111V240H112V243H116V244H117V241H118V240H116V242H115V239L119 238L121 234L119 235V232H120V231H118V227H116V226L118 225V224H116V223H117L116 220H114V221H115V224H114V222H113V220H112L113 218L116 219V217H117V216H115V217L112 216V213H113ZM136 212H137V211H136ZM154 212H153V213H154ZM219 212H220V211H219ZM3 213H4V212H2V214H3ZM6 213H7V212H6ZM12 213H13V211H12ZM12 213L10 214V216L12 215ZM44 213H43V214H44ZM47 213H49V212H47ZM47 213H46V214H47ZM58 213L60 214L61 212H58ZM79 213H78V215H79ZM92 213H93V212H92ZM98 213H100V212H98ZM106 213H107V212H106ZM116 213H117V214H116ZM2 214L0 213V216H1ZM43 214H42V215H43ZM61 214H62V213H61ZM61 214H60V215H61ZM66 214H69V213H66ZM73 214H72V215H73ZM75 214H77V211H76ZM84 214H85V213H84ZM114 214H113V215H114ZM134 214L137 215V213H134ZM140 214L143 215L142 212H140ZM156 214H157V213H156ZM6 215H7V214H6ZM13 215H14V214H13ZM29 215H30V214H29ZM29 215H28V216H29ZM35 215H36V213L34 214V216H35ZM38 215H39V214H38ZM52 215H53V213H52ZM60 215H59V216H60ZM62 215H64V214H62ZM87 215H88V214H87ZM94 215H95V214H94ZM96 215H97V214H96ZM106 215H107V214H106ZM118 215H119V214H118ZM138 215H139V214H138ZM202 215L205 216V217H207V215H205V214H202ZM208 215H210V214H208ZM216 215H217V214H216ZM216 215H215V217H216ZM8 216H9V215H8ZM28 216H27V217H28ZM43 216H44V215H43ZM45 216H46V215H45ZM45 216H44V217L41 216V218L44 219ZM47 216L49 217L48 214H47ZM50 216H51V215H50ZM65 216H66V215H65ZM76 216H77V215H76ZM98 216H99V215H98ZM100 216H101V215H100ZM110 216H112L113 218H110ZM121 216H123V214H122ZM121 216H119L118 219H121V218H122ZM128 216H129V215H128ZM139 216H141V215H139ZM139 216H137L138 219L140 218ZM143 216H144V215H143ZM153 216H155V215L153 214ZM156 216H157V215H156ZM156 216H155V218H156ZM197 216H198L197 218L201 217V219H202V216H200V215H197ZM4 217H7V216H4V215H3L2 218L0 217V220H3V219L8 220V219L10 218V217H8V219H7V218H4ZM11 217H12V216H11ZM18 217H19V214H18ZM25 217H26V216H25ZM29 217H32V216H29ZM29 217H28V219H27V218H26V219L28 220V223H29V226H30V225H31L30 223L32 222V219L35 218V217H33V218H31V219H29ZM37 217L39 218V216H37ZM68 217L70 218V215H68ZM71 217H72V216H71ZM74 217H75V216H73V218H74ZM84 217H85V216H84ZM120 217H121V218H120ZM135 217H136V216H135ZM137 217H136V218H137ZM141 217H142V216H141ZM159 217H160V215H159ZM190 217H193V216H190ZM190 217H189V218L187 217L188 219H190V220L187 221V222H190V221H191V218H190ZM12 218H13V217H12ZM19 218H21V215H20ZM19 218H16V219H17L18 221L20 220L21 223L19 222V224H17V222H16L17 226L22 224V220H23V219L21 220V219H19ZM53 218H55V215H54ZM56 218H60V217H56ZM56 218H55V219H56ZM78 218H79V220H80V219H81V216H79ZM88 218H90V216H89ZM96 218H98V217L96 216ZM96 218H95V219H96ZM109 218H110L111 220H110ZM131 218H133L132 215H131ZM145 218H146V217H145ZM160 218H161V217H160ZM194 218H196L195 215H194ZM194 218H193L192 220L195 222L196 220H194ZM197 218H196V219H197ZM16 219H14V221H15ZM50 219H52V217L47 218V219L44 220L46 224L41 220V221L46 225L45 227H47V225H48L47 228H48L49 230L52 228V226L55 225V224L53 225L54 222L52 223ZM62 219H63V218H62ZM62 219H61V220H62ZM64 219H67V218L65 217ZM74 219H75V218H74ZM147 219H149V218H147ZM147 219H146V221H147ZM188 219H187V220H188ZM6 220H5V221H6ZM10 220H12V219H10ZM30 220H31V221H30ZM35 220H36V219H35ZM46 220H48V221H46ZM61 220H60V221H61ZM67 220H68V219H67ZM67 220H66V221H67ZM75 220H76V219H75ZM75 220H74V222H75ZM86 220H87V218H84V219H82L81 221H83L84 224L87 223V222L89 221V224H91V222H90L91 219L88 220V221H86ZM140 220H141V218H140ZM149 220H150V219H149ZM199 220H200V219H199ZM202 220L204 221V219H202ZM213 220H214V219H213ZM14 221H13V223H14ZM29 221H30V222H29ZM33 221H34V220H33ZM53 221H54V220H53ZM55 221H56V222H59V219H58V220H55ZM91 221H92V220H91ZM106 221H105V222H106ZM117 221H118V220H117ZM119 221H124V220H123V218H122V220H119ZM159 221H160V220H159ZM184 221H185V219H184ZM184 221H182V222H184ZM193 221H192V222H193ZM1 222H2V221H1ZM6 222H8V221H6ZM9 222H10V221H9ZM36 222H37V221H36ZM47 222H49V224H48ZM62 222H63V221H62ZM62 222H61V223H62ZM67 222H68V221H67ZM83 222H82V223H83ZM96 222H98V221H96ZM107 222H108V221H107ZM124 222H125V221H124ZM187 222H186V224H188ZM194 222H193L192 225L197 224V221H196L195 223H194ZM199 222H200V221H199ZM208 222H209V221H208ZM208 222H207V223H208ZM4 223H5V222H4ZM10 223H11V222H10ZM10 223H9V225H10ZM25 223H26V222H25ZM38 223H39V222H38ZM38 223H37V225L40 226ZM70 223H72V222H70ZM92 223H93V222H92ZM119 223H120V222H119ZM121 223H123V222H121ZM142 223H143V222H142ZM156 223H157V222H156ZM201 223H203V222H201ZM11 224H12V223H11ZM33 224H34V223H33ZM50 224H51V228H50V226H49ZM125 224H126V223H123V226H125ZM157 224H158V223H157ZM205 224H206V222H205L203 225H201L202 227H204L203 229L206 228V227H205ZM209 224H211V222H210ZM209 224H208V225H209ZM0 225H2V224H0ZM5 225H6V224H5ZM22 225H23V226H21V228H22V227L24 228V223H23ZM25 225H26V224H25ZM35 225H36V224H35ZM37 225H36V227H37ZM58 225H59V224H58ZM60 225L62 226L63 224H60ZM70 225H71V224L68 223V226H69V227H71ZM85 225H86V224H85ZM98 225H97V226H98ZM132 225H133V224H132ZM132 225H131V226H132ZM161 225H163L162 222H161ZM161 225H160V224H158V225L155 224V227L158 226V227H157L158 230H159V229H162V228H165V226L162 227ZM189 225L191 226V223H189ZM198 225H199V224H198ZM2 226H3V225H2ZM17 226H16V227H17ZM31 226H32V225H31ZM43 226H44V225H43ZM80 226H81V225H80ZM87 226H88V223H87ZM118 226H119V225H118ZM160 226H161L162 228H160ZM194 226H196V225H194ZM4 227H6V226H4ZM8 227H9V228H10V227H14V225H13V226H8ZM18 227H19V226H18ZM34 227H35V226H34ZM76 227H77V226H76ZM95 227H96V225H95ZM95 227H94V228H95ZM140 227H141V228H139V226H138V227H130V228L128 229L127 232L125 231L127 227H126V228L124 227V229H123L124 231H123V230H122V231H123V232H126V235H125V237H123V235H121V236L123 237V239H121V244H119L118 247H117L116 244H115L114 247H116V248H114V247L112 246V247H113V248L111 249V250H112V254L109 253L111 250L108 251V253L111 254V256L113 255V257L110 259V261H115L116 263H118L120 260H123L124 258H132V259H134L133 257L136 256L135 254L138 253L139 250H142L143 247H146V246H147V241L152 240V236H153V234H154L155 232H157V231H154V230H156V229H154V227L151 226V224H148V222H147V223H144V224H143L142 226H140ZM186 227H187V226H186ZM186 227H185V228H186ZM192 227H193V226H192ZM192 227H191V228H192ZM21 228H20V229H21ZM25 228H27V227H25ZM30 228H31V227H30ZM41 228H42V227H41ZM54 228H55V227H53L52 229H54ZM57 228H59V227H57ZM60 228L62 229V227H60ZM83 228H84V227H83ZM92 228H93V227H92ZM94 228H93V230L97 229V228H95V229H94ZM180 228H182V227H180ZM193 228H195V227H193ZM196 228H198V227H196ZM36 229H38V227H37ZM45 229H46V228H45ZM52 229H51V230H52ZM55 229H56V228H55ZM77 229H78V228H76L75 230H77ZM107 229H108V231H107ZM166 229H167V228H166ZM178 229H179V228H178ZM203 229H202V230H203ZM11 230L14 231V228L11 229ZM16 230H17V228H16ZM26 230H27V229H26ZM26 230H24V231H26ZM28 230L31 231V229H28ZM28 230H27V231H28ZM41 230H42V229H41ZM41 230H40V231H41ZM51 230H50V231H51ZM62 230H63V229H62ZM62 230H61V231H62ZM79 230H80V229H79ZM81 230H82V229H81ZM84 230L86 231V229H84ZM163 230H165V229H162V231H163ZM173 230H174V229H173ZM195 230H196V229H195ZM197 230H198V229H197ZM206 230H208V229H206ZM209 230H210V229H209ZM27 231H26V232H27ZM53 231H55V230H52L51 232H53ZM64 231H65V236L68 235V234H66V233H68V231H66V230H64ZM73 231H74V230H73ZM73 231H72V232H73ZM171 231H172V230H171ZM203 231H204V230H203ZM14 232H15V231H14ZM16 232L19 233V234L17 233L16 236H18V235H22V237H23L24 233H23V234H20V233H22V230H21V232H19V229H18V231H16ZM31 232H33V229H32ZM31 232H30V233H31ZM47 232H48V231H47ZM51 232H48V234H50ZM57 232H58V233H56V231H55L54 234H55V233H56V234H59V231H58V230H57ZM62 232H63V231H62ZM75 232H76V234H77L78 230L75 231ZM82 232H83V231H82ZM87 232H86V233H84V232L81 233L82 237H83L84 234L87 235ZM92 232H93V231H92ZM153 232H154V233H153ZM164 232H166V231H164ZM167 232H169V230H168ZM10 233L13 234L12 232H10ZM30 233H28V234L26 235V238H27V236H28L27 239L32 241V237L29 238V237H30ZM42 233H44L43 230H42ZM69 233H71V231H69ZM120 233H121V232H120ZM135 233H136V234H137V233H140V234L138 235V237H136V236H134ZM158 233H159V232H157V236H160L161 234L158 235ZM160 233H161V232H160ZM172 233H174V232L172 231ZM193 233H195V232H193ZM201 233H202V232H201ZM201 233H198V234L201 235ZM208 233H210V232H207L206 235H209ZM31 234H33V233H31ZM40 234H41V233H40ZM60 234H61V232H60ZM60 234H59V235H53V233H52L53 236L51 235V237L53 238L54 236H57L56 239H58V237L60 236ZM76 234H75V235H76ZM117 234H118L119 236H118ZM155 234H156V233H155ZM223 234H224V233H223ZM33 235H34V234H33ZM33 235H32V236H33ZM88 235H89V234H88ZM166 235H168V234H166ZM174 235H175V234H174ZM40 236H41V235H40ZM42 236H44V235L42 234ZM61 236L64 237V234H63V235L61 234ZM61 236H60V237H61ZM71 236H73V235L70 234V237H68V238H73V237H71ZM76 236H77V235H76ZM79 236H80V235H79ZM89 236H90V235H89ZM116 236H118V237H116ZM157 236H156V238L161 239V238H162L161 236H163V235L160 236L161 238H160V237H157ZM217 236H218V235H217ZM219 236H221V235H219ZM219 236H218V237H219ZM33 237H35V235H34ZM66 237H67V236H66ZM66 237H64V238H66ZM206 237H208V236H206ZM209 237H210V236H209ZM44 238H45V237H44ZM48 238H49V236H47L45 239H48ZM52 238H51V239H52ZM83 238H84V237H83ZM85 238H86V237H85ZM90 238H91V236H90ZM114 238H115V239H114ZM120 238H121V237H120ZM156 238L154 237L153 241H155ZM171 238H176V237H175V236H174V237H171V236H170L169 239H171ZM203 238H204V237H203ZM22 239H23V238H22ZM35 239L37 240V238H35ZM40 239H41V238H40ZM40 239H38L37 242H39V241H43V240L46 241L45 239H42V240H40ZM49 239H50V238H49ZM66 239H67V238H66ZM87 239H89V237H87ZM165 239H166V238H165ZM176 239H178V238H176ZM183 239H184V238H183ZM220 239H222V238H220ZM220 239H219V243H220V241H221ZM54 240H55V239H54ZM58 240H60L59 242L61 243V239H58ZM74 240H76V238H74ZM74 240H73V242H71V245L74 243ZM187 240H188V238H187ZM48 241H49V240H48ZM48 241H46V242L49 243V244H50V243H54L53 240H52V242H51V241L48 242ZM62 241L64 242V241H66V240H63V238H62ZM76 241H78V239H77ZM84 241H86V239H85ZM113 241H114V242H113ZM159 241H160V240H159ZM162 241H163V239H162ZM179 241H180V239H179ZM179 241H178V242H179ZM26 242L28 243V241H25V243H26ZM46 242H45V244H46ZM88 242H89V240H88ZM94 242H93V243H94ZM150 242H151V241H150ZM180 242H182V241H180ZM29 243H30V242H29ZM55 243H57V240L55 241ZM55 243H54V244H55ZM82 243H83V242H82ZM82 243L80 244V246H81V245L83 246ZM101 243H102V242H101ZM109 243H111V242H109ZM160 243H161V242H160ZM37 244H38V243H37ZM45 244H44V245H45ZM62 244H63V243H62ZM77 244H78V243H77ZM84 244H85V243H84ZM89 244H90V243H89ZM154 244H155V243H154ZM167 244H168V243H167ZM182 244H183V242H182ZM27 245H28V244H27ZM52 245H53V244H52ZM59 245H60V244H58V246H59ZM67 245H68V243H67ZM67 245L64 246V247H65L64 250H66V248H68V247H69V248L72 247V250H71V248H70V251H72V252H73V255H75V254H74L75 252H74L73 248L75 249L76 247H73V245L67 247ZM69 245H70V244H69ZM95 245H97V249H98L99 244L96 243ZM101 245H102V244H101ZM101 245H100V246H101ZM105 245H106V247H107V246H108V243L105 244ZM105 245H104V247H105ZM149 245H150V244H149ZM168 245H169V244H168ZM178 245H179V244H178ZM178 245H177V246H178ZM180 245H181V244H180ZM28 246L30 247V245H28ZM35 246H36V245H34V247H35ZM40 246H41V247L43 246L42 242L40 243ZM40 246H39V247H40ZM46 246H48V245H46ZM58 246H57V247H58ZM60 246L62 247V245H60ZM60 246L58 247L59 249L61 248ZM86 246H87V245H86ZM181 246H183V245H181ZM223 246H224V245H223ZM37 247H38V246H37ZM39 247H38V248H39ZM89 247H90V246H89ZM94 247H95V246H94ZM94 247H93V248H94ZM104 247H102L103 251H105V250H104ZM141 247H142V248H141ZM172 247H173V248H172ZM172 247H171L172 250H173L174 248H176V247H174V246H172ZM58 248H56V250H55V247H54V249H53L52 246H51V248L49 247V249H47V250H43V247H42V251L39 250V249H37V250L41 251V253H43V255H44V253H46V252H49L50 255H51V253H55L56 251H57V252H60L61 250H63V248L60 249V250H59ZM95 248H96V247H95ZM154 248H156V247H154ZM169 248H170V247H169ZM50 249H53V252H52V250H50ZM158 249H159V248H158ZM158 249H157V250H158ZM219 249H220V248H219ZM221 249H222V248H221ZM221 249H220V250H221ZM228 249H229V248H228ZM33 250H35V249L33 248ZM37 250H35V251H37ZM48 250H49V251H48ZM58 250H59V251H58ZM64 250H63V251H64ZM68 250H69V249H67V251H68ZM75 250H76V249H75ZM87 250H89V248H88ZM93 250H94V249H93ZM107 250H108V249H107ZM144 250H145V249H144ZM152 250H153V248H152ZM152 250H150V252H151ZM170 250H171V249H170ZM170 250H168V249H162V250H160V253H161V254H160V253H159V254H160V255H164V257H165V255H167V254H169V256H171V255L173 256V252H174V255L178 257L177 259H179V253L176 252L177 250H176V251H170ZM174 250H175V249H174ZM223 250H224V252H225L226 248H225V249L223 248ZM44 251H46V252H44ZM50 251H51V252H50ZM70 251H69V255H68V253L66 252L68 256H71V254H72V252L70 253ZM91 251H92V250H91ZM97 251H98V250H97ZM97 251H96V252H97ZM100 251H101V250H100ZM103 251H102V252H103ZM154 251H155V250H154ZM228 251H229V250H228ZM228 251H227V252H228ZM57 252H56V253H57ZM64 252H65V251H64ZM64 252L59 253V254H60V255H63V254H65ZM88 252H90V250H89ZM88 252H86V253L89 255ZM96 252H95V253H96ZM147 252H148V251H147ZM147 252H146V250H145V253H147ZM152 252H153V251H152ZM155 252H156V251H155ZM175 252H176V253H175ZM210 252H211V251H210ZM212 252H213V251H212ZM220 252H221V251H220ZM229 252H230V251H229ZM49 253H48V254H49ZM77 253H78V252H76V254H77ZM108 253H107V254H108ZM139 253H140V251H139ZM143 253H144V252H143ZM145 253H144V254H145ZM48 254H47V255H48ZM59 254H58V253L56 254L58 258L60 257ZM90 254H91V253H90ZM96 254H97V253H96ZM105 254H106V251H105ZM159 254H158V255H159ZM176 254H178V255H176ZM221 254H222V255H220V256H224V253H221ZM35 255H36V253H35ZM39 255H40V252H39ZM47 255H46V256H47ZM50 255L48 256L49 258H50ZM54 255H55V254H54ZM65 255H66V254H65ZM83 255H84V254H83ZM99 255H100V254H99ZM101 255H102V254H101ZM101 255H100L99 259L102 258ZM103 255H104V254H103ZM148 255H149V254H148ZM148 255H147V256H148ZM188 255H189V254H188ZM188 255H183V253H182L181 256H180V257H182V258L180 259V261H182V259H183L185 256H188ZM214 255H216V254L214 253ZM226 255L228 256V253H226ZM234 255H235V254H234ZM32 256H34V255H32ZM37 256H38V255H37ZM37 256H34V258L37 257ZM41 256H42V254H41ZM46 256H42V257H41V258L44 259V261H43V260H42V261H43L44 264H49L50 262H49V263H47L48 261L45 262V261H46L45 259L47 258ZM51 256L54 257L53 255H51ZM68 256H67V257H68ZM77 256H82V255H77ZM85 256H86V255H85ZM93 256H95L94 253H93ZM150 256H151V255H150ZM156 256H157V254H156ZM156 256H155V257H156ZM183 256H184V257H183ZM207 256H208V255H207ZM210 256H211V255H210ZM217 256H218V255H217ZM220 256H218V258H219ZM57 257L55 256V258H57ZM63 257H66V256L63 255ZM71 257H72V256H71ZM74 257H75V256H74ZM87 257L92 258L91 255H90V256H86L85 258L87 259ZM96 257H97V255H96ZM159 257H160V256H159ZM159 257H158V258H159ZM164 257H163V258H164ZM173 257H174V256H173ZM203 257H204V256H203ZM205 257H206V256H205ZM60 258H62V256H61ZM90 258H89V259H90ZM103 258H107V257H103ZM103 258H102V259H103ZM135 258H136V257H135ZM166 258H167V257H166ZM185 258H186V257H185ZM210 258H211V257H210ZM230 258H231V257H229V259H230ZM39 259H40V258L38 257V262H39ZM53 259H54V258H52V260H53ZM93 259H94V258H93ZM95 259H96V258H95ZM136 259H137V258H136ZM159 259H160V258H159ZM159 259H157V260H159ZM164 259H165V258H164ZM164 259H163V260H164ZM177 259H176V257H175V260H176V261H178ZM212 259H213V258H212ZM226 259H228V257H226ZM231 259H233V258H231ZM231 259H230V260H231ZM263 259H264V258H263ZM36 260H37V259H36ZM49 260H50V259H49ZM52 260H51V262H52ZM83 260L86 262L85 259H83ZM100 260H101V259H100ZM103 260H104V259H103ZM130 260H131V259H130ZM130 260H128L129 262L126 261V263H127V264H128V263L131 264ZM139 260H140V256H139V259L137 260V261H138L137 264H139ZM154 260H155V259H154ZM160 260H162V259H160ZM171 260H172V259H171ZM184 260H185V259H184ZM184 260H183V262H184ZM208 260H209V259H208ZM208 260H207V261H208ZM40 261H41V260H40ZM70 261H74V260H70ZM80 261H81V260H80ZM97 261H98V260H97ZM110 261H109V263H110ZM131 261H132V260H131ZM142 261H143V260H142ZM149 261H150V260H149ZM33 262H34V261H33ZM36 262H37V261H36ZM38 262H37L36 264H38ZM56 262H58V261L56 260ZM87 262H88V261H87ZM90 262H91V261H90ZM92 262H96V260H95V261L92 260ZM123 262H124V261H123ZM133 262L135 263V261H133ZM144 262H145V263H144ZM154 262H155V261H154ZM157 262H159V261H157ZM164 262H166V261L164 260ZM183 262H181V263H183ZM212 262H213V261H212ZM230 262H232V261H230ZM43 263H42V264H43ZM54 263H55V262H54ZM74 263H75V262H72V263H70V264H74ZM102 263H103V262H102ZM102 263H101V264H102ZM159 263L161 264V262H159ZM159 263H158V264H159ZM170 263H171V261L169 262V264H170ZM177 263H178V264H181L180 262H177ZM203 263H204V260H203ZM214 263H215V262H214ZM214 263H210V264H214ZM55 264H56V263H55ZM78 264H79V263H78ZM84 264H85V263H84ZM91 264H93V263H91ZM96 264H97V263H96ZM98 264H100V263L98 262ZM107 264H108V263H107ZM141 264H146V260L144 259L143 263H141ZM165 264H167V263H165ZM205 264H206V262H205ZM220 264H221V263H220ZM230 264H231V263H230Z\"/></svg>",
    "mask_w": 264,
    "mask_h": 264
}]
</instances>
